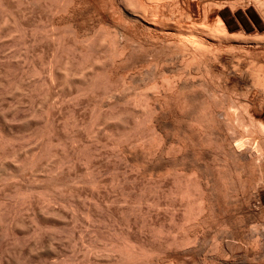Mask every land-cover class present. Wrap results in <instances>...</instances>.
Wrapping results in <instances>:
<instances>
[{
  "label": "bare ground",
  "instance_id": "bare-ground-1",
  "mask_svg": "<svg viewBox=\"0 0 264 264\" xmlns=\"http://www.w3.org/2000/svg\"><path fill=\"white\" fill-rule=\"evenodd\" d=\"M93 0H0V19H1V22H0V47H2V49L4 48V50L2 51V53L0 54V75H6V73H7V71H9V70H6V68H7V66L8 65H10L11 64V62L13 63L14 62V60L16 61V63H17V60L19 59L20 60V58L22 59L23 57H26V55L24 54V53H22V52H24V50L21 52V51H17V52H12L13 50H15V48H17V46H21V48H22V46H24L25 44H27V39H28V37L30 36L29 35V32H28V27H26V19H27V17H29V16H31V14L33 13H29L30 15H27V10H28V8H29V4L30 3H35L34 5H37V4H41V3H48L50 6H52V5H56L57 7H56V11L55 12H58V13H62L63 12V14L65 15H69V16H72V15H76V14H78V15H76V16H79V13H82V12H84V11H86V10H88V3H91ZM97 2L99 3V6L98 7H100L99 9L101 10L100 11V14H102V18L103 19H105L106 20V15H108L109 17H112L110 20H111V26L110 27H108L109 25H107V23H106V21H105V23H106V27H104L103 25H101V21L99 20V18L97 19V17H96V19L97 20H99V22H98V24L100 23V25H98V24H96V23H94V24H96L97 26H95L96 28H93L90 32H86V33H83V34H79L78 32H77V29L79 30V26H78V28L77 29H75V28H73V29H75V30H72V32H70L71 30H67L68 32H69V34L71 33V37H73V45L71 44V46H73L74 47V45H78L79 46V50H82L83 48H86L85 46H93V47H95V48H97L96 49V51L98 50V52L100 51L101 52V54L98 56L97 55V57H93V56H95V54L92 56V55H90V58H92L93 57V60H92V62H91V66H89V67H91V68H95L97 71H99L100 72V70L102 71V70H104L105 69V66L107 65V63H109V64H111L112 66H114L113 64H117V63H119V64H121L122 62H125V64H127L126 62V59H127V57L130 55V56H132L133 54L134 55H137V53H138V55L141 53V54H145V53H147V56H149L148 55V53L150 54V52H151V50L153 51V50H156L155 48H158V46H155V45H158V44H162V43H164V39L167 37H172L173 36V38H177V41L176 42H178V40L179 39H181V38H183V39H181V41L183 40V41H189V42H191L192 44H194L192 47H193V50H190L191 48V45L189 46V42H187V43H189V44H186V45H188L187 47H189L190 49H188L189 51H190V53H187V52H185V53H187V54H190V55H186V54H182V55H180V54H178V52L179 51H181V52H183L184 53V51H186L184 48H185V45H184V43L183 42H181V41H179L177 44H178V46H180V44L182 45H184V47L183 46H180V47H183V48H181L182 50H177L176 49V46H175V44H176V42H174L173 44V50L175 51V49L177 50V54L180 56H178L173 50H172V48H170L171 46H172V44L170 45L169 43L170 42H172V41H169L168 43H164L163 44V46H161L160 47V45H159V47L160 48H165L164 47V45H166V44H169L170 45V47H169V45H168V47H166V51H168V48H170V50H172L174 53H175V55L176 56H174V57H171L169 60H166V59H164V58H160V56L162 55L160 52V56H158L161 60H158V58L157 59H155V57L153 56V55H155V53H156V55L155 56H157V52H153L154 54L152 55V57H154V59L153 58H151V60H150V58L148 59V58H146V54H145V56H142L141 54V57H138V55H137V57H138V59L140 58H143V57H145L144 59H143V62H144V64H145V61H146V66L144 65V68L143 67H139L138 68V72H137V74L135 75V72H133L134 73V76H135V78L134 77H132V79H131V77H130V80H132L133 81V78L135 79L133 82L132 81H130L129 80V82L130 83H132L133 84V86H132V84H130L129 82H127L128 84H129V86L131 85V87H127V83L125 84V82H126V80H123V83H124V91L125 90H127V89H130L131 88V90H127V91H132V93H133V95L134 96H132L133 97V99H134V106H135V108L133 107V106H131V107H133L134 108V111H136V113H135V129H136V133H135V136H136V138H134V140H135V146H134V148H135V155H134V157L133 158H135V156H136V161H138L137 163H139V165H138V167H136V165H137V163L135 162V161H133V162H135L136 163V165L135 166H133V167H136L138 170V172H139V175H140V171H148V172H152V171H155V170H157L158 172L159 171H161V170H163L165 173H163L162 172V175L161 176H165L164 178H166V177H169L170 179H171V181H172V184H171V188H169V190H168V192H167V199H169V197L171 198V205L170 206H174L175 207V204H172V201H174L173 203H175V201L177 202H179V203H177V204H179L181 207H182V212H181V214H180V218L178 219V221H179V226H178V228L179 229H181V232L184 230V229H186V227L187 226H189V225H191L190 227L192 228V229H187V230H184L185 232V235H186V232L188 231V232H191V234H188L189 236H187V238L185 239V241H182L181 242V240H180V242L182 243H180V244H178L177 243V240L174 238L175 237V235L173 236V238H171L170 239V241H167L166 243L168 244L169 242V244H171V245H176V248L178 247V245H179V247L180 246H185L186 244L188 245V243L190 244V245H188V246H193L194 245V243H192L193 241H192V239L194 240H196L197 239V237H198V234L199 233H203V230L204 231H206L205 229H207L208 230V232H209V230H212V228L211 227H213V228H215V230L213 231L214 233V240H215V242H213L212 243V245L210 246V247H214V248H211V249H215V252H212L211 251V249H210V253L212 254V253H215V255H214V264H233L234 262H232V261H234L233 259H232V261H231V258H232V256H230V254L232 255V252H231V250H229L230 249V247L232 248L233 246V243H231L235 238H233V236H232V234L230 233V226H231V221H230V216H232V215H230V214H232L231 212V209L232 208H234L235 206H237V205H239V204H243V205H245V210H244V213H247V212H249V211H255L256 212V214H258V216H260L259 217V219H257V220H255L254 219V221H256V222H253L252 221V223H249V224H247L246 225V235H245V237H246V241H248V243L246 244V247L248 248V250H247V248H246V252L241 248V245L240 244H242V243H240L239 242V248L238 249H240L241 248V252H242V250H243V252L245 253V254H243V252H242V256L244 257V259L242 258V260H247V263L246 264H264V0H97ZM29 5V6H28ZM45 5V4H44ZM39 6V5H38ZM37 6V7H38ZM46 6V5H45ZM50 6H48V8L47 9H51V7ZM89 6H90V4H89ZM95 6V5H94ZM30 7H32V6H30ZM36 7V8H37ZM40 7H42L41 5H40ZM53 7V6H52ZM34 8V7H33ZM43 9V8H42ZM53 9V8H52ZM51 9V10H52ZM95 9V8H94ZM30 10H32L33 11V9L31 8ZM39 10V9H38ZM41 10V9H40ZM39 10V11H40ZM43 11H45V10H43ZM48 11V10H47ZM38 11H36V13H37ZM53 12V11H52ZM99 12V11H98ZM35 13V14H36ZM50 13H51V11H50ZM54 13V12H53ZM52 13V16L55 14H53ZM34 14V13H33ZM41 14H43V13H41ZM49 14V13H48ZM118 14L120 15V17L118 16ZM38 15V14H37ZM45 15V14H44ZM50 15V14H49ZM57 15V14H56ZM60 15V14H59ZM59 15H57L56 17H59V19H61L60 17H61V15L59 16ZM65 15V16H66ZM94 15V14H93ZM27 16V17H26ZM40 16V15H39ZM82 15L80 14V17H81ZM113 16L115 17H119V19L121 20H119L118 18H116V20H115V18H113ZM74 17V16H73ZM88 17H89V15H88ZM95 17V16H94ZM39 18V17H38ZM69 18V17H68ZM72 17H70V19H71ZM76 18V17H75ZM82 18H84V17H82ZM92 18V17H91ZM91 18H90V20H91ZM44 19V18H43ZM85 19H88V18H85ZM85 19H83V20H85ZM95 19V20H96ZM114 19V20H113ZM122 19H123V22H122ZM28 20V19H27ZM35 20H36V18H35ZM39 20H41V18H39ZM38 20V21H39ZM46 20V19H45ZM66 20V19H65ZM93 20V19H92ZM41 21H43V20H41ZM48 20H46V22H47ZM52 21V20H51ZM54 21H56V20H54ZM34 22V21H33ZM32 22V23H33ZM37 22V21H36ZM71 22V21H70ZM83 22V21H82ZM88 22V21H87ZM86 22V23H87ZM92 22H94V20L92 21ZM91 21L89 22L90 24L92 23ZM96 22V21H95ZM108 22V21H107ZM31 23V22H30ZM31 23V24H32ZM57 23V22H56ZM56 23H53V24H55L56 25ZM60 23V22H59ZM58 23V24H59ZM65 23H67L66 21H65ZM72 23V22H71ZM74 23V22H73ZM76 23V22H75ZM81 23V22H80ZM88 23V24H89ZM103 23V22H102ZM29 24V23H28ZM27 24V25H28ZM30 24V25H31ZM38 24L40 25L41 24V22L39 23L38 22ZM43 24V23H42ZM41 24V25H42ZM48 24V23H47ZM85 24V23H84ZM93 24V25H94ZM35 25V24H34ZM37 25V24H36ZM35 25V26H36ZM39 25H37V26H39ZM45 25V24H44ZM51 25V24H50ZM61 25V24H60ZM72 24H70V26H71ZM74 25V27H75V24H73ZM32 26V25H31ZM35 26H34V28H35ZM51 26H53V25H51ZM63 26H65L66 28H64L65 30H64V34H67V32H65L66 31V29H67V26L66 25H63ZM63 26H61V27H57V25H56V28L57 29H59V28H62ZM45 27V26H44ZM43 27V28H44ZM47 27V26H46ZM45 27V28H46ZM55 27V26H54ZM82 27L84 28L85 26L82 24ZM86 27H88L87 25H86ZM94 27V26H93ZM34 28H32V29H34ZM42 28V27H41ZM41 28H39V27H36L34 30H32V32H31V30H30V34H31V41L33 42V44H31L32 46L35 44V43H37V41H42L43 39H46V38H49V39H51L52 41L51 42H53L54 43V45H55V47L54 48H56L55 50H57V51H55L56 53L55 54H57L58 53V50H61L60 48H63V45H64V43L62 42V38H63V34H57V33H54L53 32V30H51L50 31V33L48 32V29H41ZM50 29H51V27H49ZM82 28V29H83ZM89 28V27H88ZM31 29V28H30ZM53 29V28H52ZM68 29H72V27H68ZM87 29V28H86ZM128 29H136V31L138 30V32L140 33H143V40L141 41V39H140V37H139V39L137 38V39H135V38H132V36H129L130 34H128L127 32H126V30H128ZM4 30H6V32H4ZM12 30H14V31H12ZM62 30V29H61ZM61 30H58V32L59 31H61ZM81 30V29H80ZM79 30V31H80ZM85 30V29H84ZM133 30V31H134ZM57 31V30H56ZM135 31V32H136ZM132 32V31H131ZM134 32V33H135ZM16 33V34H15ZM62 33V32H61ZM81 33V32H80ZM133 33V34H134ZM139 33H137V34H139ZM140 33V34H141ZM15 34V35H14ZM133 34H131V35H133ZM16 35H18V37L16 36ZM73 35V36H72ZM170 35V36H169ZM183 35V36H182ZM199 35V36H198ZM16 36V38L17 39H15L14 37ZM136 36V35H135ZM138 36V35H137ZM46 37V38H45ZM131 37V38H130ZM142 37V36H141ZM179 37H181V38H179ZM67 38V36L64 38V39H66ZM70 38V37H69ZM166 38V39H167ZM169 38V39H170ZM173 38H172V40H173ZM48 39V40H49ZM160 39H162L163 40V42L162 41H160V42H162V43H160V42H158ZM67 40H69V39H67ZM67 40H65V41H67ZM168 40V39H167ZM50 41V40H49ZM64 41V42H65ZM70 41V40H69ZM69 41H67V42H69ZM173 41H175V40H173ZM211 41H213V44H215V45H217V46H215V45H213L212 44V42ZM48 42V41H47ZM47 42H45V43H47ZM40 43V42H39ZM41 43H44V42H41ZM52 43V44H53ZM158 43V44H157ZM180 43V44H179ZM66 44V43H65ZM28 45H30V44H28ZM40 45V44H39ZM39 45H37V46H39ZM42 45V44H41ZM46 45V44H45ZM69 45V44H68ZM13 46H15V48L13 49V50H11V47L13 48ZM35 46H36V44H35ZM43 46H44V44H43ZM50 45H48V47H49ZM70 45L68 46L69 47V49H70V47H71ZM154 46H155V48H154ZM178 46H177V48H178ZM27 50L29 49L28 47H26V45L24 46ZM23 47V48H24ZM47 47V46H46ZM129 47H131V50L128 52V49H129ZM153 47V48H152ZM213 47V48H212ZM36 48V47H35ZM67 48V47H66ZM75 48V47H74ZM128 48V49H127ZM160 48H159V50H160ZM222 48H224V49H226L225 51H223V50H221ZM19 49V48H18ZM18 49H16V50H18ZM26 49H25V52H26ZM31 50H33L32 48H30ZM41 49H43L42 48V46H41ZM46 49V48H45ZM65 49V48H64ZM184 49V50H183ZM1 50V49H0ZM31 50H29V51H27V53L28 52H30ZM37 50V49H36ZM50 50V49H49ZM48 50V51H49ZM67 50V49H66ZM71 50H73V48L71 47ZM84 50V49H83ZM158 50V49H157ZM156 50V51H157ZM187 50V51H188ZM8 51V52H7ZM33 51H35V50H33ZM43 51V50H42ZM46 51V50H45ZM62 51V50H61ZM65 51V50H64ZM74 51V50H73ZM73 51H71V53H73ZM78 51V50H77ZM89 51V50H88ZM87 51V52H88ZM223 53H221V52ZM70 52V51H69ZM75 52V51H74ZM79 52V51H78ZM81 52V51H80ZM85 52H86V50H85ZM97 52V53H98ZM161 52H162V50H161ZM225 52V53H224ZM26 53V54H27ZM50 53V52H49ZM51 53H52V51H51ZM66 53V52H65ZM82 53V52H81ZM81 53H79V54H81ZM89 53V52H88ZM92 53V52H91ZM152 53V52H151ZM37 54V53H36ZM39 54V53H38ZM42 54H43V52H42ZM42 54H40V57H42V59H43V57L45 58V55L44 56H42ZM46 54H47V52H46ZM53 54V53H52ZM52 54H50V55H52ZM60 54V53H59ZM70 53H68V50H67V55H66V59H68L69 57H68V55H69ZM78 54V55H79ZM226 55V57L224 56L223 57V55ZM28 55V54H27ZM71 55V54H70ZM88 55V54H87ZM139 55V56H140ZM184 55V56H183ZM30 56H31V54H30ZM54 57H55V55H53ZM57 56H59L58 54L56 55V57ZM75 56H76V53H75ZM74 56V57H75ZM80 56V55H79ZM82 56H86V54L84 53H82ZM82 56H80V58H82ZM129 56V57H130ZM181 56H183V57H181ZM186 56H188L187 57V59L185 58ZM29 57V56H28ZM65 57V56H64ZM63 57V58H64ZM87 57V56H86ZM134 56H132V58H133ZM151 57V56H150ZM162 57H163V55H162ZM33 58V60H34V56L32 57ZM61 58H62V56H61ZM60 58V59H61ZM73 58V57H72ZM173 58H181L180 60H173ZM24 59V58H23ZM26 59V58H25ZM29 59V58H28ZM38 59V58H37ZM42 59H41V61H42ZM49 59H50V57H49ZM51 59H52V57H51ZM57 59V58H56ZM59 59V58H58ZM66 59L65 60H62V62H66ZM75 59V58H74ZM79 59V58H78ZM77 59V60H78ZM85 59H87L88 60V58H85ZM134 59V58H133ZM139 59V60H140ZM147 59V60H146ZM153 59V60H152ZM172 59V60H171ZM19 60H18V62H19ZM48 60V59H47ZM55 60V59H54ZM53 60V61H54ZM70 60H71V58H70ZM84 59H81V61H83ZM129 60V62H130V60H131V58L130 59H128ZM24 62H26V60H23ZM40 61V60H39ZM40 61V62H41ZM44 61V60H43ZM51 61V60H50ZM49 61V62H50ZM56 61V60H55ZM69 60H67V62H68ZM72 61V60H71ZM73 61H75V60H73ZM80 61V59L78 60V62ZM131 61H134V60H131ZM137 61V59L135 60V62ZM27 62H29V61H27ZM24 63L25 64V66H26V64H27V66H28V63ZM66 62V63H67ZM88 61H86V63H87ZM141 62V61H140ZM140 62H138V63H140ZM142 62V63H143ZM23 63V62H22ZM30 63H32V61L31 62H29V64ZM35 64H37L36 63V61L34 62ZM45 63H47V61H45ZM55 63H57V61L55 62ZM70 63V62H69ZM69 63H67V64H64L63 66H66L67 65V68L69 67L70 68V66H73L74 64H72V65H70V66H68V64ZM75 63H76V61H75ZM82 63V65L85 67V61H83V62H81ZM81 63H79L80 65H81ZM85 65H84V64ZM138 63H137V65H138ZM14 64H15V62H14ZM41 64H43V65H41ZM53 64V63H52ZM89 64V63H88ZM130 64V63H129ZM141 64V63H140ZM139 64V65H140ZM13 65V64H12ZM18 65H19V63H18ZM22 66H23V64H21ZM20 65V66H21ZM38 65H39V62H38ZM40 65L42 66V67H44L45 65H44V63H40ZM57 64H55V66L54 67H57L56 66ZM76 65H78V64H75V66ZM79 65V66H80ZM124 65V64H123ZM136 65V69H137V66ZM142 64H141V66H143ZM15 66V65H14ZM34 66V67H33ZM47 66V65H46ZM46 66H45V68H43V69H46ZM74 66V67H75ZM78 66V67H79ZM82 66V67H83ZM12 67V66H11ZM39 68H41L42 69V67H40V66H38ZM48 67V66H47ZM60 67V66H59ZM88 67V68H89ZM107 67H109V65L107 66ZM116 67V66H115ZM119 66H117V68H118ZM125 67H128V66H125ZM134 67V66H133ZM10 68V67H9ZM23 68H25V67H23ZM28 68V67H27ZM30 68V67H29ZM32 68H36L35 67V65L33 64V65H31V69ZM52 68V67H51ZM61 68V67H60ZM63 68H66V67H63ZM66 68V69H67ZM68 68V69H69ZM91 68H89V70L87 71V73H85V74H88V72L89 71H91L89 74H90V77H92L93 76V74L91 75V73H93L92 71H93V69H91ZM109 68H111V67H109ZM108 68V69H109ZM114 68V67H113ZM112 68V69H113ZM121 68V67H120ZM49 69V68H48ZM57 69H59V68H57ZM73 68H71V70H72ZM75 69V68H74ZM76 69H77V66H76ZM76 69H75V72H76ZM78 69H80V68H78ZM86 69H84L85 71H83V73L84 72H86ZM95 69H94V71H95ZM107 69V70H108ZM134 69V68H133ZM135 69V70H136ZM15 70H16V68H15ZM25 69H23V71H24ZM28 70V69H27ZM34 70V69H33ZM56 70V69H55ZM60 70H61V72H60ZM65 70V69H64ZM70 69L68 70V71H71ZM82 70V69H81ZM115 70H116V68H115ZM19 71V70H18ZM39 71V70H38ZM37 70L36 71H34L35 73H37L38 72ZM40 71H42V70H40ZM45 71V70H44ZM46 71H47V69H46ZM57 71V70H56ZM55 71V73H62V68L61 69H59L58 71L59 72H56ZM110 71V70H109ZM137 71V70H136ZM27 72V71H26ZM74 72V73H75ZM78 72V71H77ZM82 72V71H81ZM96 72V71H95ZM94 72V73H95ZM103 72V71H102ZM102 72H101V74H102ZM112 72V71H111ZM110 72V73H111ZM115 73H116V71H114ZM20 73V72H19ZM25 73V72H24ZM32 72H30V74H31ZM39 73V72H38ZM44 73V72H43ZM50 73V72H49ZM59 73V74H60ZM69 73V72H68ZM68 73H66V70L64 71V76H65V74H66V76H67V78H66V76H65V78H64V83H65V81L68 79ZM73 72L71 73L72 75L74 74ZM105 73H106V71H105ZM132 73V72H131ZM10 74V73H9ZM28 74H29V71H28ZM29 74V75H30ZM41 74V72L39 73V74H37V75H40ZM48 74V73H47ZM56 74V75H57ZM77 74V73H76ZM82 74V73H81ZM104 74V73H103ZM102 74V76H104ZM107 74V73H106ZM111 74H113V73H111ZM111 74L110 75H108V76H110L109 78L111 79ZM118 73H116V75H117ZM12 75V74H11ZM22 75V74H21ZM24 75V74H23ZM28 75V76H29ZM33 75H35L34 73H33ZM37 75H36V78H37ZM42 75V74H41ZM62 74H60L59 76H61ZM79 75V78L77 79V77H74V76H72L73 77V79L72 78H70V80H68V82L70 81V83L71 82H75L74 81V78L75 79H77L78 80V82H79V79L81 80L79 83H80V85L82 84V86L84 85V84H86L87 83V81H86V83H84L83 84V82H82V80H83V76H81L80 74H78ZM84 75V74H83ZM119 75V74H118ZM7 76V75H6ZM10 76V75H9ZM25 76H26V73H25ZM24 76V77H25ZM31 76V75H30ZM50 76V75H49ZM69 76H70V73H69ZM75 76H77V75H75ZM101 76V75H100ZM99 75H98V78L100 77ZM108 76H105V77H107L108 78ZM113 76V75H112ZM128 75H126V77H127ZM32 77V76H31ZM63 77V76H62ZM61 77V78H62ZM80 77H82V78H80ZM86 77V76H85ZM87 80L88 79H90V81L92 80V78H89V76L87 75ZM94 78L93 79H95L96 80V82H97V75H96V77L95 76H93ZM116 77H118V76H116ZM116 77H115V79L114 80H116ZM124 77V76H123ZM123 77H119V79H117V80H120L121 78L123 79ZM14 78V77H13ZM19 78V77H18ZM39 78V77H38ZM41 78V77H40ZM47 78H49L48 76H47ZM54 78V77H53ZM57 78V77H56ZM12 79V78H11ZM15 79H16V76H15ZM25 79H26V77H25ZM49 79H51V77L49 78ZM58 79V78H57ZM59 79H60V77H59ZM57 80L58 81V84L60 83L59 81L61 80ZM84 79H86V78H84ZM100 79V78H99ZM101 79L103 80V78L101 77ZM125 79V78H124ZM35 80V79H34ZM45 81H46V74H45V79H44ZM53 80V79H52ZM56 80V79H55ZM63 80V79H62ZM61 80V81H62ZM72 80V81H71ZM95 80H93V81H95ZM105 80V79H104ZM109 80V79H108ZM4 81H6V79L4 80ZM33 81V80H32ZM32 81L30 82L31 83V85H32V87H33V85L35 84V82L34 83H32ZM38 81V80H37ZM49 80H47V82H48ZM85 81V80H84ZM92 81V82H93ZM105 81H107V80H105ZM121 81V80H120ZM125 81V82H124ZM128 81V80H127ZM12 82H14V85H15V83H17V82H15V81H12ZM23 84H27L28 82H23V80L21 81ZM21 82H19V85L20 84H22ZM43 82V81H42ZM68 82L66 81V84H68ZM100 82H102V81H100ZM104 82V81H103ZM108 82V84H109V82L110 81H107ZM106 82V83H107ZM118 82V81H117ZM2 83H3V81H2ZM10 83H11V81H10ZM49 83V82H48ZM63 83V84H64ZM70 83L68 84V86L70 85ZM98 84H99V82H97ZM114 82H113V80H112V84H113ZM116 83V82H115ZM4 84V83H3ZM9 84V83H8ZM26 84H25V86H26ZM43 84V83H42ZM45 84H46V82H45ZM49 84H51V82L49 83ZM62 84V83H61ZM61 84L60 85H55L54 86V89H55V87L57 86V88H56V94H57V89H58V87H60L61 86ZM72 84V83H71ZM95 84V83H94ZM93 84V85H94ZM102 84V83H101ZM105 84V83H104ZM118 84V83H117ZM18 85V86H19ZM30 85V84H29ZM28 84H27V87L29 86ZM54 85V84H53ZM65 85V84H64ZM64 85H62L64 88H65V86ZM87 85V84H86ZM85 85V87H87ZM91 85V84H90ZM90 85H88V87L90 86ZM93 85H91L92 87H93ZM96 85V84H95ZM95 85H94V87H95ZM110 85H111V82H110ZM126 85V86H125ZM4 86V85H3ZM6 86V85H5ZM22 86H24V85H22ZM36 86V85H35ZM43 87L45 86V85H42ZM41 86V87H42ZM46 86H47V84H46ZM50 86V85H49ZM61 86V87H62ZM67 86V87H68ZM76 86H77V84H76ZM79 86V85H78ZM90 86V87H91ZM100 86V85H99ZM107 86V85H106ZM104 87L103 86V89L104 90H107V88L108 87ZM118 86V85H117ZM12 87V86H11ZM10 87V88H11ZM20 87V86H19ZM31 87V86H30ZM37 87V86H36ZM41 87H40V90H38L39 91V94H40V91H41ZM42 87V88H43ZM52 87V86H51ZM61 87L59 88V90L61 89ZM70 87V86H69ZM74 87H75V83H74ZM93 87V88H94ZM98 86H96V88H97ZM101 88H102V86H100ZM99 87V88H100ZM111 87L112 88H110V89H113L114 90V88L113 87H115V85L114 86H112L111 85ZM2 88H4V87H1V89L0 90H2ZM16 88H18V87H16ZM14 89V91L16 90V93L15 94H18L17 92H18V90L17 89ZM23 88L24 87H22V90H23ZM45 88V87H44ZM49 88V87H48ZM47 88V89H48ZM80 88H82L81 86L79 87V89ZM98 88V89H99ZM19 89V88H18ZM28 89V88H27ZM63 89V88H62ZM62 89L60 90V92H61V94H62ZM66 89V88H65ZM70 90H71V88H69ZM83 89V91H86V90H88V91H90V89L88 88H82ZM117 89V88H116ZM120 89V88H119ZM118 89V90H119ZM6 90V89H5ZM4 90V91H5ZM8 90V89H7ZM20 90V89H19ZM35 90V89H34ZM36 90H37V88H36ZM58 90V91H59ZM68 90V89H67ZM76 90H78V89H76ZM97 90V89H96ZM100 90V89H99ZM99 90L97 91V92H99ZM117 90V91H118ZM122 90V89H121ZM231 90V91H230ZM29 92H30V89L28 90ZM43 91V90H42ZM54 91V90H53ZM53 91L52 92H50V93H52L53 94ZM80 91V90H79ZM83 91H80L81 93L83 92ZM93 91V90H92ZM92 91L91 92H89V94L90 93H92ZM100 91H102V90H100ZM116 91V92H117ZM120 91V90H119ZM20 92H22V91H20ZM44 92V91H43ZM42 92V93H43ZM46 92V91H45ZM44 92V93H45ZM48 92V91H47ZM67 92H69V91H67ZM73 92H74V90H73ZM76 92H78V91H76ZM80 92H78L79 94L78 95H76V96H79V95H81V93ZM87 92V91H86ZM106 92H108V90L106 91ZM105 91H104V95L106 96V93ZM227 92H228V94H229V92H230V95H232V97H230V96H227ZM231 92H233L232 94H231ZM24 93V92H23ZM22 93V94H23ZM26 93V92H25ZM25 93L23 94V95H25ZM32 93V92H31ZM35 93H36V91H35ZM66 93V92H65ZM71 93V92H70ZM110 94L112 93V95H107V97L109 96V97H111V96H114V97H111V99L113 98H115V100H116V97H118V96H116V94L117 95H119L118 94V92L117 93H115V91H113V92H109ZM115 93V94H114ZM125 93V92H124ZM128 94H129V92H127ZM15 94H13V96L15 95ZM20 94V93H19ZM18 94V95H19ZM27 94H28V92H27ZM32 94H34V91H33V93ZM31 94V95H32ZM56 94H54V95H56ZM61 94H58V95H61ZM69 94V93H68ZM83 94H84V92H83ZM93 94L95 95V91L93 92ZM100 94H102L101 92H100ZM122 94V93H121ZM127 94V95H128ZM236 94V95H235ZM28 95H30V93L28 94ZM38 95V94H37ZM48 95H50L49 93H48ZM57 95V96H58ZM93 95V96H94ZM97 95V94H96ZM95 95V96H96ZM126 95V93H125V96L126 97H128ZM131 95V94H130ZM234 95L236 96V98L234 97ZM10 96H12V93L10 94ZM26 96V95H25ZM34 96V95H33ZM41 96H42V94H41ZM43 96H44V94H43ZM47 96V95H46ZM63 96V94L61 95V97ZM66 96V95H65ZM68 96V95H67ZM86 96H87V93H86ZM92 96V97H93ZM98 96V95H97ZM104 96V97H105ZM20 97V96H19ZM27 97V96H26ZM32 97V96H31ZM30 97V98H31ZM48 97V96H47ZM59 97V96H58ZM58 97H56V98H58ZM81 98H82V96H80ZM89 97V96H88ZM107 97H105L106 99H108ZM125 97V98H126ZM132 97H130L129 98V100L130 99H132ZM12 98V97H11ZM28 98V97H27ZM55 98V97H54ZM60 98V97H59ZM58 98V99H59ZM72 98H74V96H72ZM77 98V97H76ZM97 98V97H96ZM102 98V97H101ZM104 98V99H105ZM119 98V97H118ZM1 99H3V98H0V100ZM10 99V98H9ZM26 99V98H25ZM41 99V98H40ZM44 99H46V98H44ZM71 99V98H70ZM75 99V98H74ZM84 99V98H83ZM94 99V98H93ZM92 99V100H93ZM112 99V100H113ZM121 99H123L122 97H121ZM15 100V99H14ZM30 100V99H29ZM38 100V99H37ZM48 100V99H47ZM46 100V101H47ZM55 100V99H54ZM63 100V99H62ZM68 100V99H67ZM73 100V99H72ZM88 100H89V98H88ZM97 100H99V99H96V101ZM108 100H110V98L108 99ZM107 100V101H108ZM125 100H127V98L125 99ZM126 101V102H131V101ZM4 101V100H3ZM36 101V100H35ZM49 101V100H48ZM56 101V100H55ZM54 101V102H55ZM60 101H61V99H60ZM66 101V100H65ZM70 100H68V102H69ZM89 101H91V100H89ZM114 101V100H113ZM117 101H118V99H117ZM119 101H121V100H119ZM6 102V101H5ZM9 102V101H8ZM13 102V101H12ZM15 102V101H14ZM17 102V101H16ZM41 102V101H40ZM62 102V101H61ZM88 102V101H87ZM93 102V101H92ZM95 102V101H94ZM93 102V103H94ZM100 102V101H99ZM104 102V101H103ZM103 102H101V104H103ZM123 102V101H122ZM126 102H125V105H126ZM23 103V102H22ZM45 103V100H44V102H43V104ZM53 102L51 101L50 102V104H52ZM56 103V102H55ZM58 103V102H57ZM71 103V102H70ZM107 103H109V102H107ZM106 103V101H105V104H107ZM111 103V102H110ZM109 103V104H110ZM128 103V104H129ZM133 103V102H132ZM59 104H61V103H59ZM62 104H64V103H62ZM74 104V103H73ZM81 104V103H80ZM91 104V103H90ZM101 104H99L98 105V109H100L101 110V108L102 107H104L105 106V104H104V106H102ZM115 104V103H114ZM117 104V103H116ZM16 105V104H15ZM22 105V104H21ZM39 105V104H38ZM37 105V106H38ZM55 105H57V104H55ZM65 105V104H64ZM87 105H88V103H87ZM93 105V104H92ZM197 105V106H196ZM5 106V105H4ZM12 106V105H11ZM30 106V105H29ZM42 106L43 105H41L40 107L42 108ZM52 106H54L53 104H52ZM62 106V105H61ZM82 106V105H81ZM86 106V105H85ZM93 106H95V105H93ZM100 106H101V108H100ZM115 106V108H116V105H114ZM127 106H129V105H127ZM17 107V106H16ZM19 107V106H18ZM23 107V106H22ZM40 107H38V108H40ZM48 107V106H47ZM72 107V106H71ZM92 107V106H91ZM96 107V106H95ZM107 107V106H106ZM26 108V107H25ZM31 108V107H30ZM34 108V107H33ZM50 108V107H49ZM53 108V107H52ZM60 108V107H59ZM62 108V107H61ZM73 108V107H72ZM111 108V107H110ZM109 108V109H110ZM112 108H113V106H112ZM112 108L109 110V112L112 110ZM114 108V109H115ZM130 108V107H129ZM54 109H55V107H54ZM57 109H58V107H57ZM77 108H75V110H76ZM107 109V108H106ZM113 109V110H114ZM7 110V109H6ZM15 110V109H14ZM33 110V109H32ZM43 109H41V111H42ZM50 110V109H49ZM59 110V109H58ZM95 110H97V109H95ZM100 110H99V112H97V114L99 115V113L100 114H102L103 113V111L104 110H102V112H100ZM107 110V111H108ZM115 110H117V109H115ZM4 111V110H3ZM2 111V112H3ZM9 111V110H8ZM8 111H6V112H8ZM11 111H13V108H12V110ZM16 111H17V109H16ZM47 112H48V109L46 110ZM50 111H52V109L50 110ZM56 111V110H55ZM59 111H61V109L59 110ZM58 111V112H59ZM67 111V110H66ZM89 111V110H88ZM106 111V112H107ZM131 111V110H130ZM1 112V111H0ZM5 112V113H6ZM24 112V111H23ZM34 112V117H35V112L36 111H33ZM53 112V111H52ZM63 112V111H62ZM62 112H60V113H62ZM68 112V111H67ZM73 112V111H72ZM83 112V111H82ZM5 113L3 114L2 113V116L0 115V119H2L3 118V115L5 116ZM9 113V112H8ZM37 113V112H36ZM87 113V112H86ZM89 113V112H88ZM95 113V112H94ZM131 113V112H130ZM170 113H173L174 114V116L177 118V119H180V121L182 122V121H184V119L187 121V124L186 123H184V124H186V129L187 130H189V132L188 133H190V136H189V134H188V138L186 137V133L184 134L183 132V136L181 135L182 133H179V135H181V137L178 135V133L176 134L177 135V138L175 139H173L172 137H174V134H173V136L169 133H167L166 132V130H165V128L163 127V125H162V121H163V119L164 118H167V115H169ZM26 114V113H25ZM30 114V117L32 116V114L31 113H29ZM38 114H40L39 112H38ZM43 114V113H42ZM72 114H74V113H72ZM95 115V118H96V116H98V115ZM104 114V113H103ZM109 114V113H108ZM108 114L107 115H105V116H108ZM111 114H113V113H111ZM110 114V115H111ZM117 114H118V110H117ZM54 115V114H53ZM53 115H51V116H53ZM70 115V114H69ZM92 115V114H91ZM103 115V116H104ZM110 115H109V117H105V120H102V118L101 117H103V116H101L100 115V120H101V122L102 121H104V122H108V119H111V118H113V117H111L110 118ZM119 115V114H118ZM118 115L116 116V117H118ZM133 115V114H132ZM38 116V115H37ZM37 116H36V119H38L39 120V118H37ZM40 116V115H39ZM71 116V115H70ZM93 117H94V114L92 115ZM6 117V116H5ZM18 117V116H17ZM24 117V116H23ZM27 117V116H26ZM29 117V118H30ZM44 117L46 118L47 117V115L45 116V114H44ZM56 117V116H55ZM61 117V116H60ZM86 117V116H85ZM122 116H120V118H121ZM168 117H171V116H168ZM9 118V117H8ZM13 118V117H12ZM32 118H33V116H32ZM52 118V117H51ZM57 118H58V116H57ZM63 118V117H62ZM77 118V117H76ZM94 118V119H95ZM120 118H117L118 120L120 119ZM174 118V117H173ZM175 118V119H176ZM5 118H3L2 120H0L1 122L3 121V122H5V120H4ZM24 119V118H23ZM35 119V118H34ZM34 119H32V121L34 120ZM67 119V118H66ZM74 119V118H73ZM72 119V120H73ZM97 119H99V118H97ZM117 119L116 118H113L112 120L114 121V124H113V121L112 122H110L111 120H109V124L111 123V128L110 127H108V129H111L112 130V128H114L113 130H115V132H116V130H118V129H115V127H116V125H117V123H118V121H117ZM131 119H132V117H131ZM170 119V118H169ZM175 119H172L173 121H174V123H175ZM177 119H176V121H177ZM9 121H10V119H8ZM14 120V119H13ZM18 120H20V119H18ZM53 120H55V118L53 119ZM69 120V119H68ZM68 120H66V122L68 121ZM79 120V119H78ZM89 120V119H88ZM96 120V119H95ZM99 120V121H100ZM107 120V121H106ZM120 120H122V119H120ZM7 121V120H6ZM11 121H12V119H11ZM15 121H17V120H15ZM15 121H14V124H15ZM25 121H27L26 123H28V118H27V120H25ZM29 121H30V119H29ZM32 121H30L29 123H32ZM39 121H44L43 119L42 120H39ZM38 121V122H39ZM57 121V120H56ZM62 121V120H61ZM94 121V120H93ZM98 121V123L100 124V122ZM132 121H134V120H132ZM185 121V122H186ZM0 122V123H1ZM8 122V121H7ZM6 122V124H8ZM36 122V124L38 123L37 121H35ZM41 122H40V124H41ZM45 122V121H44ZM44 122H42V123H44ZM59 122H60V120H59ZM63 122V121H62ZM74 122H77V121H74ZM86 122V121H85ZM94 122H96L95 124H97V121H94ZM104 122L102 123L103 124V126H105L104 125ZM115 122H117V123H115ZM120 122V121H119ZM165 122H166V120H165ZM171 122V121H170ZM179 122V121H178ZM13 123V122H12ZM19 123H20V121H19ZM18 123V125H20ZM25 122H24V124H26ZM54 123V122H53ZM53 123H51V124H53ZM88 123V122H87ZM90 123H91V120H90ZM182 123V124H183ZM3 124L4 123H2V127H3ZM9 124H11V123H9ZM9 124H8V127H13L14 125H12V126H9ZM17 124V123H16ZM15 124V125H16ZM22 124H23V122H22ZM23 124V125H24ZM35 124V125H36ZM50 124V125H51ZM59 124H61V123H59ZM68 125H69V123H67ZM76 124V123H75ZM94 124V123H93ZM99 124H98V126H99ZM102 124H100V126H102ZM109 124H107L106 126H108ZM113 124V125H112ZM116 124V125H115ZM134 124V123H133ZM180 124V123H179ZM183 124V125H184ZM18 125H16V127L18 126ZM23 125H22V127H23ZM29 125V124H28ZM30 125H33V124H30ZM29 125V126H30ZM56 125V124H55ZM72 125H73V123H72ZM72 125H70L71 127H72ZM115 125V126H114ZM171 125V124H170ZM176 125V124H175ZM25 126V125H24ZM27 126V125H26ZM40 126V125H39ZM39 126H37V128H39ZM41 126H43L42 124H41ZM40 126V127H41ZM61 126V125H60ZM77 126V125H76ZM75 125L73 126L74 128L76 127ZM79 126V125H78ZM78 126H77V129H78ZM93 126V125H92ZM99 126V129L101 130L102 129V132H103V129H105V128H101ZM105 126V127H106ZM110 126V125H109ZM114 126V127H113ZM165 126V125H164ZM172 126L173 125H171V128H172ZM178 126H180V125H178ZM2 127H1V132H2ZM16 127H14V128H16ZM31 127H33V126H31ZM44 127V126H43ZM51 127V126H50ZM72 127V128H73ZM94 127V126H93ZM129 127V126H128ZM127 127V128H128ZM134 127H133V129H134ZM5 128H6V126H5ZM4 128V129H5ZM14 128H12L13 130H14ZM18 128V127H17ZM16 128V129H17ZM47 128H48V126H47ZM56 129H58L57 127H55ZM68 129L67 127H66V125H65V127H64V129ZM70 128V127H69ZM80 128V127H79ZM84 128H85V125H84ZM83 128V129H84ZM107 128V127H106ZM117 128H118V125H117ZM184 128H185V126H184ZM9 128H7V129H5V130H8ZM11 128H10V130L11 131H13ZM19 129H21V127L19 126ZM26 129V128H25ZM27 129H28V126H27ZM31 129V128H30ZM35 129H36V127H35ZM41 129V128H40ZM53 129V128H52ZM61 129H62V127H61ZM76 129V128H75ZM75 129H73V130H75ZM86 129H87V127H86ZM90 129V128H89ZM95 129V128H94ZM96 129H98V127L96 128ZM98 129V130H99ZM129 129V128H128ZM131 129V128H130ZM173 130L175 129V126H173V128H172ZM172 129L170 130V131H168V132H171L172 133ZM177 129V128H176ZM10 130H8L9 131V134L11 133V131ZM23 130H24V128H23ZM34 130V129H33ZM50 130V129H49ZM48 130V131H49ZM80 130H82V129H80ZM92 130V129H91ZM91 130H89V131H91ZM98 131L99 133L98 134H100L101 133V131ZM177 130H179V128L177 129ZM185 130V129H184ZM17 131H18V129H17ZM30 131V130H29ZM31 131H32V129H31ZM53 131V130H52ZM55 131V130H54ZM53 131V132H54ZM62 131V130H61ZM78 131H79V129H78ZM105 131V130H104ZM176 131V130H175ZM15 132V131H14ZM19 132H20V130L18 131V133H17V135H19ZM24 132V131H23ZM22 132V133H23ZM27 132V131H26ZM38 131H34V133L36 134ZM43 132V131H42ZM47 132V131H46ZM58 132H59V130H58ZM74 132V131H73ZM81 132V131H80ZM93 132H97V130H95V131H93ZM110 132V131H109ZM109 132H107V133H109ZM112 132V131H111ZM110 132V133H111ZM115 132L113 133V136H114V134H115ZM126 132V131H125ZM130 132V131H129ZM133 132H134V130H133ZM177 132V131H176ZM4 133H6V132H4ZM3 133V134H4ZM13 133V132H12ZM21 133V132H20ZM29 133V132H28ZM28 133H25V134H28ZM49 133H50V131H49ZM65 133V132H64ZM64 133H63V135H64ZM85 133V132H84ZM105 133V132H104ZM117 133L119 134V130L117 131ZM116 133V134H117ZM3 134H2V136H3ZM8 133H6V135H7ZM14 134V133H13ZM10 135V136H13L14 137V135H16V134H14V135ZM24 134V135H25ZM33 134V133H32ZM39 134H40V132H39ZM39 134H37V135H39ZM44 134V133H43ZM57 134H61V133H57ZM89 134H91V133H89ZM103 134V133H102ZM115 134V135H116ZM117 134V135H118ZM128 134V133H127ZM1 135V134H0ZM42 135V134H41ZM50 135H51V133H50ZM50 135H49V139L48 140H50ZM69 135V134H68ZM116 135V137H119V135L117 136ZM121 135H122V133H121ZM120 135V136H121ZM169 135H171L172 137H170ZM175 135V136H176ZM9 136V135H8ZM20 136V135H19ZM51 136H53V135H51ZM74 136V135H73ZM88 136H90V135H88ZM92 136H93V134H92ZM91 136V137H92ZM101 136V135H100ZM111 136V135H110ZM109 136V137H110ZM126 136V135H125ZM129 136V135H128ZM127 136V137H128ZM133 136H134V134H133ZM38 137V136H37ZM43 137V136H42ZM41 137V138H42ZM67 137V136H66ZM90 137V138H91ZM95 137V136H94ZM108 137V136H107ZM4 138V137H3ZM12 137H10V139H11ZM21 138V137H20ZM46 138V137H45ZM47 138H48V136H47ZM54 138H55V135H54ZM59 138V137H58ZM61 138V137H60ZM69 138V137H68ZM90 138H88V139H90ZM96 138V137H95ZM22 139V138H21ZM34 139H36V138H34ZM44 139V138H43ZM73 139V138H72ZM85 139H86V137H85ZM98 139V138H97ZM111 139H113V138H111ZM120 139V138H119ZM123 139V138H122ZM125 139V138H124ZM128 139V138H127ZM157 139H159V140H161L160 142L159 141H157ZM68 140V139H67ZM93 139L91 138V141H92ZM114 141H115V138L113 139ZM3 141V140H2ZM5 141V140H4ZM7 141V140H6ZM22 141V140H21ZM31 141H32V139H31ZM51 141V140H50ZM50 141H48L49 143H50ZM56 141H57V139H56ZM63 141V140H62ZM65 141H66V139H65ZM83 141V140H82ZM95 141H97V140H95ZM109 141V140H108ZM14 142V141H13ZM41 142H43L42 140H41ZM41 142H39V143H41ZM86 142V141H85ZM90 142V141H89ZM94 142V141H93ZM98 142H100V141H98ZM120 142V141H119ZM118 141L116 142V143H119ZM157 142H159L160 143V145H159V143H157ZM10 144L9 145H11V140H10V142H9ZM52 143V142H51ZM50 143V144H51ZM53 143L54 144H56L54 141H53ZM59 143V142H58ZM70 143H72V142H70ZM92 143V142H91ZM116 143H114V144H116ZM0 144H1V142H0ZM3 144H4V142H3ZM7 144V143H6ZM26 144H27V142H26ZM38 144V143H37ZM41 144H43V143H41ZM40 144V145H41ZM46 144H47V142H46ZM84 144V143H83ZM87 144V146H88V143H86ZM93 144V143H92ZM113 144V145H114ZM156 144H158V145H156ZM190 144L193 146V148L197 151V154L198 155H200V156H203V158L204 157H210L211 158V160H212V167H213V172H211V176L212 177H207L206 175H203V173H199V172H197V173H193L190 169H189V171L190 172H192L191 174L189 173V174H185L184 173V171L183 170H185V168L184 169H182V165H181V163H182V161H183V159L185 158L184 157V155H186L187 153H186V151L188 150V147L190 146ZM14 145H16L15 143H14ZM24 145V144H23ZM39 145V144H38ZM52 145V144H51ZM69 145V144H68ZM85 145V144H84ZM97 145H99V144H97ZM102 145H104V144H102ZM128 145V144H127ZM0 146H3V145H0ZM53 146V145H52ZM51 146V147H52ZM55 146H58V145H55ZM60 146H61V143H60ZM63 146H65V145H63ZM75 146V145H74ZM83 146V145H82ZM116 146V145H115ZM114 146V147H115ZM5 147H6V145H5ZM45 147V146H44ZM47 147V146H46ZM66 147V146H65ZM76 147V146H75ZM85 147H86V145H85ZM96 147V146H95ZM2 148H4V147H2ZM7 148V147H6ZM17 148V147H16ZM35 148V147H34ZM50 148V147H49ZM52 148H54V147H52ZM72 148V147H71ZM77 148V147H76ZM79 148V147H78ZM88 148V147H87ZM91 148V147H90ZM89 148V149H90ZM108 148V147H107ZM1 149V148H0ZM11 149V148H10ZM23 149V148H22ZM33 149V148H32ZM31 149V150H32ZM41 149V148H40ZM46 150H47V148H45ZM63 149V148H62ZM82 149V148H81ZM83 149H85V148H83ZM99 149V148H98ZM128 149V148H127ZM190 149H191V146H190ZM12 150V149H11ZM15 150V149H14ZM24 150V149H23ZM45 150V151H46ZM49 150V149H48ZM55 150V149H54ZM65 149H63V151H64ZM69 150V149H68ZM68 150H66V151H68ZM73 150V149H72ZM106 150V149H105ZM104 150V151H105ZM130 150H132L131 148H130ZM192 150V149H191ZM190 150V151H191ZM18 151V150H17ZM26 151V150H25ZM36 151V150H35ZM50 152L52 151V149L51 150H49ZM77 151H79V150H77ZM85 151V150H84ZM83 151V152H84ZM89 151H91V150H89ZM193 152H194V150H192ZM34 152V151H33ZM47 152V151H46ZM58 152H59V150H58ZM61 152H62V150H61ZM61 152H60V154H61ZM68 152H70V150L68 151ZM68 152H66V153H68ZM81 152V151H80ZM133 152V151H132ZM11 153V152H10ZM27 153V152H26ZM63 153V152H62ZM77 153V152H76ZM85 153H87V152H85ZM96 153H99V152H96ZM118 153V152H117ZM134 153V152H133ZM186 153V154H185ZM188 153H190L189 151H188ZM34 154V153H33ZM42 154H44V151H43V153ZM50 154V153H49ZM54 154H56V153H54ZM59 154V153H58ZM64 154H65V152H64ZM71 154V153H70ZM69 154V155H70ZM81 154V153H80ZM79 154V155H80ZM94 154V153H93ZM193 154V153H192ZM12 155V154H11ZM16 155H17V152H16ZM19 155V154H18ZM26 155V154H25ZM36 155V154H35ZM40 155H41V153H40ZM45 155V154H44ZM52 155V154H51ZM50 155V156H51ZM83 155V154H82ZM97 155H99V154H97ZM116 155V154H115ZM189 155V154H188ZM21 156V155H20ZM53 156V155H52ZM57 156H59V155H57ZM65 156V155H64ZM67 156V155H66ZM65 156V157H66ZM75 156V155H74ZM87 156H89V154L87 153V155H86V157ZM93 156V155H92ZM100 156V155H99ZM191 156V155H190ZM193 156H194V154H193ZM14 158H15V155L13 156ZM18 157V160H19V156H16V158ZM27 157H28V155H27ZM33 157V156H32ZM55 157H56V155H55ZM62 157V156H61ZM68 157V156H67ZM72 157V156H71ZM76 157V156H75ZM77 157H78V155H77ZM195 157V156H194ZM5 158V157H4ZM14 158H12V156L10 157V159H4V160H2L4 163H3V165H1V169L3 168L4 170H8V169H10V171H11V169H16L17 167H18V169L20 168V171H21V173H22V170H21V168H22V166L21 167H19L20 165H18V163H17V159H14ZM39 158V157H38ZM52 158V157H51ZM60 157H58V159H59ZM70 158V157H69ZM79 158V157H78ZM77 158V159H78ZM89 158V157H88ZM97 158V157H96ZM193 158V157H192ZM203 158H201V159H203ZM24 159V158H23ZM28 159V158H27ZM34 159V158H33ZM55 159V158H54ZM54 159H52L51 161H53ZM68 159V158H67ZM66 159V160H67ZM75 159V158H74ZM81 159V158H80ZM85 159V158H84ZM95 159V158H94ZM103 159V158H102ZM186 159V158H185ZM189 159H190V157H189ZM188 159V160H189ZM196 160H197V158H195ZM17 160V161H16ZM25 160H26V158H25ZM24 160V161H25ZM29 160V159H28ZM49 160V159H48ZM72 160H73V157H72ZM76 160V159H75ZM86 160V159H85ZM90 160V159H89ZM116 160V159H115ZM24 161H22V162H24ZM50 161V162H51ZM80 161V160H79ZM79 161H77V162H79ZM83 161V160H82ZM91 161H93L92 159H91ZM186 161V160H185ZM29 162V161H28ZM31 162V161H30ZM50 162L46 165V166H50ZM61 162H62V160H61ZM66 162V161H65ZM76 162V163H77ZM192 162H194V164H195V161H192ZM191 162V163H192ZM206 162V161H205ZM208 162V161H207ZM20 163H21V160H20ZM44 163V162H43ZM69 163V162H68ZM67 163V164H68ZM75 163V162H74ZM187 163V162H186ZM203 162L201 161V164H202ZM211 163V162H210ZM60 164V163H59ZM61 164H63V162L61 163ZM60 164V165H61ZM67 164H66V166H67ZM73 164V163H72ZM145 164V165H144ZM188 164H189V162H188ZM197 164H199V161H198V163ZM205 164V163H204ZM22 165V164H21ZM26 165V167H29V166H27V164H25ZM31 165H33V162L31 163ZM52 165V164H51ZM75 165V164H74ZM86 165V164H85ZM84 165V166H85ZM90 165V164H89ZM114 165H115V162H114ZM118 165V164H117ZM184 165H185V163H184ZM191 165V164H190ZM189 165V166H190ZM193 165V164H192ZM191 165V166H192ZM211 165V164H210ZM34 166V165H33ZM63 166V165H62ZM62 166H60V167H62ZM99 166V165H98ZM106 166V165H105ZM188 166V167H189ZM201 167H202V165H200ZM41 167V166H40ZM45 167V166H44ZM43 167V168H44ZM54 167H56L55 165H54ZM89 167V166H88ZM184 167V166H183ZM187 167V168H188ZM197 167H199V166H197ZM39 168V167H38ZM42 168V169H43ZM48 168V167H47ZM47 168H45V171L44 172H46L48 169H50L51 168V170L53 171V170H55V169H52V167L50 166L48 169ZM59 168V167H58ZM85 168V167H84ZM96 168V167H95ZM115 168V167H114ZM189 168H191V167H189ZM194 168L195 167H193V170H194ZM203 168V167H202ZM202 168H201V170H202ZM17 169V171H19ZM23 169V168H22ZM28 169V168H27ZM42 169H41V171H42ZM57 169V168H56ZM139 169H142V170H140L139 171ZM192 169V168H191ZM197 169V168H196ZM206 169V168H205ZM13 170V171H14ZM34 170V169H33ZM44 170V169H43ZM51 170H49V172L51 171ZM58 170V169H57ZM61 170H62V168H61ZM64 170V169H63ZM62 170V171H63ZM67 170V169H66ZM72 170V169H71ZM91 170H93L92 172H94V169H91ZM108 170V169H107ZM187 170V169H186ZM198 170H199V168H198ZM13 171H11V172H13ZM25 171H26V169H25ZM39 171V170H38ZM40 171V176H42L43 178H44V175H45V173L42 171L41 172ZM62 171H61V173H62ZM76 171V170H75ZM87 171V170H86ZM111 171V170H110ZM144 171V172H145ZM188 171V170H187ZM196 171V170H195ZM194 171V172H195ZM200 171V170H199ZM14 172H16V171H14ZM9 173L10 174V177H11V174H14L15 175V173ZM27 172V171H26ZM55 172H57V171H55ZM67 172V171H66ZM65 172V173H66ZM80 172H81V170H80ZM85 172V171H84ZM98 172V171H97ZM96 172V173H97ZM112 172V171H111ZM138 172H136V173H138ZM156 172V171H155ZM203 172V171H202ZM205 173L206 172H208V171H204ZM41 173H42V175H41ZM44 173V174H43ZM52 173V172H51ZM54 173V172H53ZM61 173H59L60 175H61ZM69 173V172H68ZM73 173V172H72ZM88 173V172H87ZM91 173V172H90ZM98 173H100V172H98ZM142 173V172H141ZM204 173V174H205ZM1 174H3V173H1ZM5 174H6V172H5ZM8 173L6 174V176L7 175H9ZM16 174H18L17 172H16ZM23 174H24V170H23ZM39 174V173H38ZM50 174V173H49ZM49 174H47L46 173V175L48 176ZM57 174H58V172H57ZM58 174V175H59ZM80 174V173H79ZM92 174V173H91ZM95 174V173H94ZM117 174V173H116ZM146 174V173H145ZM144 173H143V175H145ZM209 174H210V172H209ZM209 174H208V176H209ZM4 175V174H3ZM13 175V176H14ZM52 175H54V174H52ZM68 175V174H67ZM74 175V174H73ZM149 175V174H148ZM147 175V176H148ZM151 175V174H150ZM159 175V177H161ZM5 176V177H6ZM18 176V175H17ZM21 176V175H20ZM35 176V175H34ZM37 176H39V175H37ZM55 176H56V174H55ZM55 176H54V179L53 180H55ZM69 176V175H68ZM78 176V175H77ZM82 176V175H81ZM89 176V175H88ZM96 176L97 175H95V178H96ZM101 176H102V174H101ZM118 176V175H117ZM157 176V175H156ZM4 176H2V178H3ZM5 177H4V179H5ZM24 177V176H23ZM46 177V176H45ZM50 177V176H49ZM59 177V176H58ZM86 177V176H85ZM91 177V176H90ZM93 177V176H92ZM140 177V176H139ZM155 177V176H154ZM154 177H153V175H152V177L150 176V178H152V179H154ZM1 178V181H3V179ZM7 178V177H6ZM12 178V177H11ZM19 178V177H18ZM33 178V177H32ZM47 178V177H46ZM61 178V177H60ZM63 178V177H62ZM65 178H66V176H65ZM70 178V177H69ZM84 179V176L83 177H80V179ZM94 178V177H93ZM102 178V177H101ZM104 178V177H103ZM145 178V177H144ZM144 178H142L143 180H144ZM149 178V177H148ZM149 178V179H150ZM156 178H158V177H156ZM155 178V179H156ZM10 179V178H9ZM36 179V178H35ZM59 179V178H58ZM68 179V178H67ZM81 179V180H82ZM89 179V178H88ZM87 179V180H88ZM136 179V178H135ZM140 179V178H139ZM146 179V178H145ZM160 179V178H159ZM168 179V178H167ZM6 180V179H5ZM4 180V182H7V180L5 181ZM15 179H12L11 181H9V182H13ZM41 180H42V178H41ZM45 180V179H44ZM48 180H49V182H51L52 183V179H47V182H45L46 184H48ZM71 181H73L72 179H70ZM96 180H97V178H96ZM95 180V181H96ZM99 180H100V178H99ZM147 180V179H146ZM25 181V180H24ZM23 181V182H24ZM30 180H28V182H29ZM32 181H34V180H32ZM31 181V182H32ZM56 181H58V180H56ZM56 181H54V182H56ZM60 181V180H59ZM66 181V180H65ZM70 181V182H71ZM84 181V180H83ZM86 181V180H85ZM100 181H102V180H100ZM137 181V180H136ZM136 181H134V182H136ZM142 181V180H141ZM150 181H152V180H150ZM154 181V180H153ZM158 181V180H157ZM166 181V180H165ZM8 182V183H9ZM21 182V181H20ZM37 182V181H36ZM39 182V181H38ZM37 182V183H38ZM41 182V181H40ZM82 182V181H81ZM94 182V180L92 179V181H91V184ZM99 182V181H98ZM112 182V181H111ZM144 182V181H143ZM155 182H156V180H155ZM154 182V183H155ZM161 182V181H160ZM163 182V181H162ZM18 183V182H17ZM16 183V184H17ZM30 183V182H29ZM51 183H49V184H51ZM59 182H56V184H58ZM61 183V182H60ZM59 183V184H60ZM65 183V182H64ZM73 183H78V182H73ZM90 183V182H89ZM88 183V184H89ZM149 183H151V182H149ZM165 183V182H164ZM30 184H32V183H30ZM41 185L40 186H42L43 188H44V184H42V183H40ZM55 184V183H54ZM54 184H51L52 186H55ZM62 184V183H61ZM97 184V183H96ZM103 184V183H102ZM110 184V183H109ZM115 184V183H114ZM118 184V183H117ZM134 184V183H133ZM143 184V183H142ZM147 184V183H146ZM156 184V183H155ZM160 184V183H159ZM162 184V183H161ZM14 185V184H13ZM19 185V184H18ZM18 185H16V187L18 186ZM24 184H22V186H23ZM27 185V184H26ZM34 185L36 186L37 184H32V186H33V189H34ZM38 185H39V183H38ZM79 185V184H78ZM77 185V186H78ZM95 185V184H94ZM93 185V186H94ZM100 185V184H99ZM112 185V184H111ZM136 185V184H135ZM134 185V186H135ZM141 185V184H140ZM149 185V184H148ZM169 185V184H168ZM6 186V185H5ZM8 186H10V184L8 185ZM8 186H6V187H8ZM21 186V187H22ZM28 186H29V184H28ZM32 186L30 187V188H32ZM40 186H36L38 189L39 188H41ZM46 186V185H45ZM50 186V185H49ZM65 186H67V183H66V185ZM70 186V185H69ZM72 186H73V184H72ZM83 186H84V184H83ZM92 186V185H91ZM92 186V187H93ZM96 186V185H95ZM94 186V187H95ZM98 186V185H97ZM155 186V185H154ZM157 186V185H156ZM158 186H160V185H158ZM4 187V186H3ZM29 187H27V189H25V190H27L28 191V188ZM59 187H61V185L59 186ZM103 187H104V185H103ZM113 187H114V185H113ZM116 187V186H115ZM114 187V188H115ZM133 187V186H132ZM141 187V186H140ZM145 187H147V186H145L144 185V188ZM5 188V187H4ZM19 188H20V186H19ZM24 188V187H23ZM26 188V187H25ZM29 188V190L30 191H32L31 189ZM42 188V189H43ZM46 188H48V185L46 186ZM52 188V187H51ZM56 188H57V186H56ZM56 188L55 189H53V191L55 190V191H57L56 190ZM62 188V187H61ZM60 188V189H61ZM71 188V187H70ZM82 188V187H81ZM98 188V187H97ZM150 188V187H149ZM1 189H3V188H1ZM16 188H13L12 190H15ZM49 189V188H48ZM64 189V188H63ZM67 189V188H66ZM76 189V188H75ZM87 189V188H86ZM85 189V190H86ZM92 189V188H91ZM105 189V188H104ZM134 189H136V188H134ZM138 189V188H137ZM145 189H147V188H145ZM151 189V188H150ZM149 189V190H150ZM161 188H159V190H160ZM24 190V189H23ZM25 190H24V192H25ZM36 190V189H35ZM45 190V189H44ZM50 190V189H49ZM71 190V189H70ZM96 190H98V189H96ZM141 190V188L139 189V191ZM157 190V189H156ZM155 190V191H156ZM159 190H157V191H159ZM11 191V190H10ZM10 191H8V192H10ZM17 191H19V190H17ZM21 191V193L23 192L22 191V189L20 190ZM26 191V192H27ZM41 191H43V190H41ZM46 191V190H45ZM66 191V190H65ZM68 191V190H67ZM75 191V190H74ZM77 191V190H76ZM79 191V190H78ZM92 191V190H91ZM99 191V190H98ZM103 191H105V190H103ZM134 191H136V190H134ZM156 191V192H157ZM2 192V191H1ZM29 192V191H28ZM35 191H33V192H30V193H32V194H35L34 193ZM52 192V191H51ZM51 192H50V194H51ZM59 192V191H58ZM83 192V191H82ZM87 192V191H86ZM94 192V191H93ZM138 192V191H137ZM137 192H135V193H137ZM160 192V191H159ZM16 193H18V192H16ZM15 193V194H16ZM38 193V192H37ZM36 193V194H37ZM43 194H45V192H42ZM47 193V192H46ZM54 193V192H53ZM73 192H70V194L71 195H73L72 194ZM84 193V192H83ZM98 193V192H97ZM134 193V194H135ZM140 193H146V192H143V191H140L139 192V194ZM163 193V192H162ZM165 193V192H164ZM5 194V193H4ZM14 193H13V195H15ZM35 194V195H36ZM41 194V193H40ZM63 194V193H62ZM69 194V193H68ZM67 194V195H68ZM69 194V195H70ZM94 194V193H93ZM106 194V193H105ZM138 194V195H139ZM148 194V193H147ZM152 192H151V196H152ZM154 194H156V193H154ZM7 195V194H6ZM18 195V194H17ZM16 195V196H17ZM28 195V194H27ZM47 195H48V193H47ZM53 195V194H52ZM51 195V196H52ZM81 195V194H80ZM87 195H89V194H87ZM86 195V196H87ZM132 195V194H131ZM137 195V196H138ZM146 195V194H145ZM25 196V195H24ZM43 195L41 194V197H42ZM45 196V195H44ZM44 196H43V198H44ZM49 196V195H48ZM47 196V197H48ZM59 196V195H58ZM79 196V195H78ZM98 196V195H97ZM99 196H101L100 194H99ZM149 196V195H148ZM151 196H150V199H151ZM154 196V195H153ZM156 196V195H155ZM160 195H158V197H159ZM1 197H2V195H1ZM3 197H4V195H3ZM26 197V196H25ZM30 197V196H29ZM28 197V198H29ZM38 197H40V195H39V193H38ZM40 197V198H41ZM53 197V196H52ZM73 197H74V195H73ZM88 197V196H87ZM135 197V196H134ZM142 197V196H141ZM143 197H144V195H143ZM158 197H155L156 199L158 198ZM163 197V196H162ZM9 198V197H8ZM12 198V197H11ZM27 198V197H26ZM32 198H34V196H32ZM49 198H50V196H49ZM56 198V197H55ZM61 198H62V196H61ZM76 198V197H75ZM136 198V197H135ZM145 198V197H144ZM160 198V197H159ZM164 198V197H163ZM23 199V198H22ZM21 199V200H22ZM30 199V198H29ZM57 199H59V198H57ZM63 199H66V198H63ZM69 199V198H68ZM73 199V198H72ZM77 199H80L79 197H77ZM87 199V198H86ZM103 199V198H102ZM138 199V198H137ZM167 199H166V203H167ZM34 200V199H33ZM42 200V199H41ZM45 200H46V198H45ZM80 200H82V199H80ZM85 200V199H84ZM87 200H89V199H87ZM93 200V199H92ZM98 200V199H97ZM96 200V201H97ZM133 200H135V199H133ZM142 200H146V199H141L140 201H142ZM153 200V199H152ZM158 200V202H159V199H157ZM157 200H155L156 201V203L155 204H157ZM164 199H162V201H163ZM170 200V199H169ZM254 200H256V202L255 203H257V206H253V204H251L252 203V201H254ZM1 201V200H0ZM3 201V200H2ZM2 201L0 202V203H2ZM11 201V200H10ZM13 201H14V199H13ZM12 201V202H13ZM31 201V200H30ZM44 201V200H43ZM47 201V200H46ZM62 201V200H61ZM79 201V200H78ZM86 201V200H85ZM99 201V200H98ZM139 201V200H138ZM139 201V203L141 204L142 202H140ZM6 202V201H5ZM5 202H4V204H5ZM35 202V201H34ZM38 202V201H37ZM66 202V201H65ZM69 202V201H68ZM75 202V201H74ZM89 202V201H88ZM92 202V201H91ZM133 202V201H132ZM136 203H138L137 201H135ZM145 202V201H144ZM147 202V201H146ZM161 202V201H160ZM160 202H159V204H160ZM169 202V201H168ZM15 203V202H14ZM17 203V202H16ZM44 203V202H43ZM51 203V202H50ZM50 203L48 204V205H50ZM59 203V202H58ZM64 203V202H63ZM77 203V202H76ZM85 203V202H84ZM101 203V202H100ZM100 203H97V204H99L100 205ZM104 203V202H103ZM3 204V205H4ZM10 204V203H9ZM12 204V203H11ZM26 204V203H25ZM28 204V203H27ZM26 204V205H27ZM33 204V203H32ZM78 204V203H77ZM76 204V205H77ZM80 204V203H79ZM105 204H107L106 202H105ZM139 204V205H140ZM147 204H148V202H147ZM154 204V205H155ZM2 205V206H3ZM30 205V204H29ZM38 204H36L35 206H37ZM74 205V204H73ZM73 205H71V206H73ZM83 205V204H82ZM86 205V204H85ZM90 205V204H89ZM103 205V204H102ZM109 205V204H108ZM139 205H137V206H139ZM144 205V204H143ZM146 205V204H145ZM149 205V204H148ZM147 205V206H148ZM152 205H153V203H152ZM153 205V206H154ZM0 206H1V204H0ZM15 206V205H14ZM17 206V205H16ZM52 206V205H51ZM58 206V205H57ZM81 206V205H80ZM79 206V207H80ZM105 206H107V205H105ZM110 206H112V205H110ZM109 206V207H110ZM127 206V205H126ZM129 206V205H128ZM141 206V205H140ZM139 206V207H140ZM150 206V205H149ZM166 206V205H165ZM164 206V207H165ZM179 206V207H180ZM253 206V207H252ZM4 207H6V206H4ZM20 207V206H19ZM50 207V206H49ZM63 207V206H62ZM74 207V206H73ZM78 207V206H77ZM94 207H96L95 206V204H94ZM98 207V206H97ZM114 207V206H113ZM120 207V206H119ZM123 207V206H122ZM135 207V206H134ZM156 207V206H155ZM158 207V206H157ZM156 207V208H157ZM163 207V208H164ZM171 207V208H172ZM179 207H177V208H179ZM28 208H30V207H28ZM61 208V207H60ZM66 208V207H65ZM81 208H82V206H81ZM89 208V207H88ZM87 208V209H88ZM92 208V207H91ZM102 208V207H101ZM129 208H130V206H129ZM135 208H137V207H135ZM134 208V209H135ZM147 208V207H146ZM161 208V207H160ZM159 208V209H160ZM240 209H242L241 207H239ZM252 208L253 209H255V210H252ZM5 209H7V207L5 208ZM13 209V207L10 209V210H12ZM16 209V208H15ZM20 209V208H19ZM67 209V208H66ZM69 209V208H68ZM72 209V208H71ZM94 209H96V208H94ZM110 209V208H109ZM113 209V208H112ZM134 209H133V211H134ZM140 209H142V208H140ZM139 209V210H140ZM153 209H154V207H153ZM153 209H150V210H152L153 211ZM180 209V208H179ZM4 210V209H3ZM32 210V209H31ZM40 210V209H39ZM53 210V209H52ZM55 210V209H54ZM65 210V209H64ZM81 210V209H80ZM79 210V211H80ZM97 211H100V209H96ZM95 210V212H97ZM105 210H107V208L105 209ZM115 210V209H114ZM136 210V209H135ZM143 210V209H142ZM149 210V209H148ZM148 210H146V211H148ZM157 210H158V208H157ZM243 210V209H242ZM20 211V210H19ZM49 211V210H48ZM67 211V210H66ZM65 211V212H66ZM72 211H74V210H72ZM79 211H78V214H79ZM82 211V210H81ZM102 211V210H101ZM100 211V212H101ZM131 211H132V209H131ZM146 211H144V212H146ZM154 211H155V209H154ZM159 211V210H158ZM162 211H164V209L162 210ZM171 211V210H170ZM175 211V210H174ZM174 211H173V213L171 214V216H173L174 218H175V215L177 214L176 212V214L174 213ZM5 212V211H4ZM3 212V213H4ZM7 212V211H6ZM11 212V211H10ZM44 212V211H43ZM47 212V211H46ZM93 212V211H92ZM103 213H104V211H102ZM108 212H110L109 210H108ZM127 212V211H126ZM138 212V211H137ZM142 212V211H141ZM141 212H138V213H140L141 214ZM150 212V211H149ZM148 212V213H149ZM168 212V211H167ZM179 212V211H178ZM8 213V212H7ZM15 212H13V214H14ZM19 213V212H18ZM40 213V214H39ZM53 213V212H52ZM55 213V212H54ZM71 213V212H70ZM75 213L76 212H74V216H76L75 215ZM84 213H85V209H84ZM87 213V212H86ZM112 213V212H111ZM120 213V212H119ZM121 213H123V212H121ZM120 213V214H121ZM156 213H157V211H156ZM155 213V214H156ZM160 213V212H159ZM164 213V212H163ZM2 214V213H1ZM16 215H17V213H15ZM14 214V215H15ZM24 214V213H23ZM38 214H39V216H41L42 215V212H38ZM48 214V213H47ZM67 214H69V213H67ZM81 214V213H80ZM83 214V213H82ZM92 213H90V215H91ZM102 214V213H101ZM113 214H114V212H113ZM158 214V213H157ZM165 214V213H164ZM167 214V213H166ZM243 214V213H242ZM254 214V213H253ZM252 214V215H253ZM13 215V216H14ZM15 215V216H16ZM43 215L45 216L46 214H44L43 213ZM41 216L40 218L42 219V217H44V216ZM52 215H54V214H52ZM62 215V214H61ZM60 215V216H61ZM71 215H72V213H71ZM89 215V216H90ZM95 215V214H94ZM98 215V217H99V214H97ZM106 215V214H105ZM107 215H108V218H110L109 217V214L107 213ZM122 216H123V214H121ZM135 215H136V213H135ZM142 215V214H141ZM146 215V214H145ZM144 215V216H145ZM150 215V214H149ZM234 215V214H233ZM237 215V214H236ZM235 215V216H236ZM249 215H250V213H249ZM2 216V215H1ZM4 216V215H3ZM12 216V217H13ZM34 216H36V215H34ZM48 216H49V214H48ZM50 216H51V214H50ZM63 216V215H62ZM80 216V215H79ZM88 216V215H87ZM113 216V215H112ZM130 216V215H129ZM128 216V217H129ZM138 216V215H137ZM148 216V215H147ZM147 216H145V217H147ZM151 216V215H150ZM150 216H148V217H150ZM152 216H153V214H152ZM156 216V215H155ZM161 216V215H160ZM171 216H170V218H171ZM46 218H48L47 220H51V217L53 218V217H57V216H51V217H47V215L45 216ZM72 217V216H71ZM70 217V218H71ZM83 217H85V216H83ZM103 217V216H102ZM105 217V216H104ZM113 217H115V216H113ZM132 217H133V213H132ZM132 217H130V218H132ZM135 217V216H134ZM172 217V218H173ZM252 217V216H251ZM10 218V217H9ZM16 218V217H15ZM29 218V217H28ZM39 218V219H40ZM50 218V219H49ZM62 218V217H61ZM86 218V217H85ZM85 218H83V219H85ZM88 218V217H87ZM91 218V216L88 218V219H90ZM107 218V217H106ZM119 218V217H118ZM123 218H125V217H123ZM123 218H121V220L120 221H122V219ZM141 218V217H140ZM156 218V217H155ZM158 218V217H157ZM246 218V217H245ZM3 219H4V217H3ZM12 220H13V218H11ZM22 219V218H21ZM21 219H19L20 221H21ZM31 219V218H30ZM58 219V218H57ZM65 219H66V217H65ZM80 219V218H79ZM101 219V218H100ZM99 219V220H100ZM105 219V218H104ZM115 220H116V218H114ZM137 219V218H136ZM139 219V218H138ZM151 219V218H150ZM168 219V218H167ZM249 219V218H248ZM5 220V219H4ZM16 220V219H15ZM18 220V219H17ZM71 220V219H70ZM75 220V219H74ZM96 220V219H95ZM108 221H109V223H110V219H107ZM128 220H130V219H128ZM127 220V222H130V221H128ZM155 220V219H154ZM164 220V219H163ZM174 220V219H173ZM2 221V220H1ZM9 221H10V219H9ZM42 221H44V220H42ZM46 221V220H45ZM44 221V222H45ZM52 221H57L56 219L55 220H53L52 219ZM52 221H50V222H52ZM59 221H62V219L61 220H59L58 219V226H59V224L60 223H62V222H59ZM63 221H64V219H63ZM69 220H67L66 222H68ZM76 221H78V219L76 220ZM80 221V220H79ZM78 221V222H79ZM84 221H86V220H84ZM98 221V220H97ZM97 221H94V222H97ZM105 221V220H104ZM104 221H102V222H104ZM125 221H126V219H125ZM136 221V220H135ZM142 221V220H141ZM144 221H146L145 219H144ZM144 221H142V222H144ZM148 221V220H147ZM151 221V220H150ZM236 221V220H235ZM241 221H242V219H241ZM16 222H18V221H16ZM15 222V223H16ZM35 222V221H34ZM48 222V221H47ZM46 222V223H47ZM56 222V223H57ZM65 222V221H64ZM70 222H72V221H70ZM88 222V221H87ZM90 222H91V220H90ZM93 222V223H94ZM111 222H114V221H111ZM116 222V221H115ZM117 222H119V221H117ZM124 222V221H123ZM152 222H154V221H151V223ZM170 222V221H169ZM177 222V221H176ZM175 222V223H176ZM245 222V221H244ZM11 223V222H10ZM21 223H23L22 221H21ZM20 223V224H21ZM69 223V222H68ZM75 223V222H74ZM74 223H72V224H74ZM106 223V222H105ZM122 223V222H121ZM125 224H127L126 222H124ZM137 223V222H136ZM167 223V222H166ZM171 223H172V221H171ZM190 223V224H189ZM233 223V222H232ZM33 224V223H32ZM31 224V225H32ZM38 224V223H37ZM51 224V223H50ZM65 224V223H64ZM63 224V225H64ZM76 224V223H75ZM81 224V223H80ZM85 224V223H84ZM87 224V223H86ZM91 224V223H90ZM99 224H101V223H98V225ZM123 224V223H122ZM134 224V223H133ZM143 224V223H142ZM148 224V223H147ZM169 224V223H168ZM173 224H174V221H173ZM172 224V225H173ZM178 224V223H177ZM187 224H189V225H187ZM239 224V223H238ZM241 224H242V222H241ZM19 224H17V226H14V229L12 228V226H11V228L13 229V231H12V233L14 232V231H16L17 230V228H18V231H20L21 229L19 228L20 226H18ZM54 225V224H53ZM76 225H79V224H76ZM82 225V224H81ZM109 225V224H108ZM112 225V224H111ZM110 225V226H111ZM118 225V224H117ZM120 225V224H119ZM143 225H145V224H143ZM153 225V224H152ZM171 225V224H170ZM171 225V226H172ZM9 226V225H8ZM23 225H21V227H22ZM61 226V225H60ZM85 226V225H84ZM91 226H92V224H91ZM95 226V225H94ZM114 226V225H113ZM127 226H129V224L127 225ZM135 226V225H134ZM151 226V225H150ZM149 226V227H150ZM156 226V225H155ZM161 226V225H160ZM164 226V225H163ZM236 226V224L234 225V227ZM241 226V225H240ZM15 227H16V229H15ZM30 227V226H29ZM36 227V226H35ZM39 227V226H38ZM43 227V226H42ZM55 227V226H54ZM53 227V228H54ZM64 227V226H63ZM67 227V226H66ZM72 227H74V226H72ZM72 227H71V229H72ZM124 227H125V225H124ZM123 227V228H124ZM141 227H143L142 225H141ZM153 227V226H152ZM170 227V226H169ZM173 227V226H172ZM175 227V226H174ZM8 228V227H7ZM6 228V229H7ZM10 228V227H9ZM11 228H10V230H11ZM50 228V227H49ZM53 228H51L52 230H53ZM65 228V227H64ZM77 228H78V226H77ZM81 228V227H80ZM93 228V227H92ZM100 228V227H99ZM109 228V227H108ZM113 228H115V227H113ZM129 228V227H128ZM128 228H127V230H128ZM144 228V227H143ZM146 228H147V225H146ZM156 228H157V226H156ZM155 228V230H157ZM165 228V227H164ZM34 229V228H33ZM37 229V228H36ZM55 229V228H54ZM57 229V228H56ZM59 229V228H58ZM62 229V228H61ZM71 229H70V231H71ZM74 230H76V228H73ZM82 229V228H81ZM89 229H91V227L89 228ZM120 232H121V225H120ZM41 230V229H40ZM50 230V229H49ZM80 230V229H79ZM83 230V229H82ZM87 230V229H86ZM86 230H84V231H86ZM95 230V229H94ZM124 230V229H123ZM123 230H122V232H123ZM129 230H132V228H130ZM137 230V229H136ZM141 230H142V228H141ZM149 230H150V228H149ZM154 230V229H153ZM154 230V231H155ZM159 230V229H158ZM157 230V231H158ZM160 230H162V229H160ZM159 230V231H160ZM175 230V229H174ZM178 230V229H177ZM3 231V230H2ZM5 231V230H4ZM17 231V232H18ZM24 231V230H23ZM58 231V230H57ZM60 231V230H59ZM77 231V230H76ZM81 231V230H80ZM103 231V230H102ZM106 231V230H105ZM104 231V232H105ZM108 231V230H107ZM106 231V232H107ZM144 231V230H143ZM231 231H232V229H231ZM38 232H41V231H38ZM83 232V231H82ZM92 232V231H91ZM127 232V231H126ZM129 232V231H128ZM131 232L133 233V231H130L129 233L131 234ZM135 232V231H134ZM234 232V231H233ZM12 233H10V234H12ZM21 233V232H20ZM19 233V234H20ZM23 233V232H22ZM33 232H31V234H32ZM50 233H51V230H50ZM50 233H49V235H50ZM72 233H73V231H72ZM86 233V232H85ZM95 233V232H94ZM116 233H118L119 234V232H116ZM125 233V232H124ZM141 233H142V231H141ZM160 234H161V232H159ZM158 232L157 233H155L154 232V234H159ZM175 233V232H174ZM178 233H180V231L178 230ZM178 233H176V236H177V234ZM183 233V232H182ZM201 233V234H202ZM211 233V232H210ZM229 233H230V235H229ZM4 234V233H3ZM38 234V233H37ZM36 234V235H37ZM57 234H58V232H57ZM81 234V233H80ZM97 234V233H96ZM113 234V233H112ZM111 234V235H112ZM114 234H115V232H114ZM123 234V233H122ZM126 234H128V233H126ZM136 234V233H135ZM138 234V233H137ZM143 234V233H142ZM142 234L140 235V236H142ZM147 234V233H146ZM159 234V235H160ZM168 234H170L171 236L173 235V234H171V232H169ZM205 234V233H204ZM204 234H203V236H204ZM209 234V233H208ZM6 235V234H5ZM4 235V236H5ZM13 235H15V233H13ZM56 235V234H55ZM88 235V234H87ZM93 235V234H92ZM95 235V234H94ZM100 235V234H99ZM102 235V234H101ZM105 235L106 234H104V237H105ZM120 235V234H119ZM149 235V234H148ZM152 234L150 233V236H151ZM155 235V236H156ZM159 235H158V237H159ZM164 235H165V232H164ZM167 235V234H166ZM200 235V234H199ZM7 236V235H6ZM5 236V237H6ZM16 236V235H15ZM29 236V235H28ZM34 236V235H33ZM59 236V235H58ZM103 236V235H102ZM117 236V235H116ZM125 236V238H123ZM128 236V237H127ZM130 235L128 234V235H124L123 234V236H122V238L121 239H117V241L116 240H110L108 243L106 242L105 244H102V243H100V244H98V245H100L99 247H100V249L102 248V249H104V250H106V251H110V252H112V253H117L118 254V257L115 259V258H113V260H114V262L113 263H111V264H166L165 263V261H163V259H160V256L162 257V255H165V251H167V250H165L164 251V253H163V251L161 250L162 248H159L158 246H156V248H153V247H150L148 244H145L144 242H140V241H137V240H135V239H132V238H130L129 237ZM162 236V235H161ZM160 236V238H162V237H164V236H162L161 237ZM170 236V237H171ZM201 236V235H200ZM213 236V235H212ZM232 237L233 238V240L231 241V239H229V237ZM243 236V235H242ZM242 236H238L239 238H241ZM8 237V236H7ZM14 237V236H13ZM37 237V236H36ZM35 237V238H36ZM52 237H54V236H52ZM72 237H74L73 235H72ZM71 237V239H73ZM79 237H80V235H79ZM78 237V238H79ZM88 237H91V236H88ZM118 237V236H117ZM154 237V236H153ZM169 237V236H168ZM202 237V236H201ZM236 237V236H235ZM244 237V238H245ZM34 238V239H35ZM40 238V237H39ZM49 238V237H48ZM66 238V237H65ZM75 238V237H74ZM78 238H77V240H78ZM80 238H82V237H80ZM93 238V237H92ZM97 238V237H96ZM107 238V237H106ZM119 238V237H118ZM156 238V237H155ZM155 238H154V240L153 241H155ZM211 238V237H210ZM2 239V238H1ZM14 239V238H13ZM43 239V238H42ZM50 239H51V237H50ZM53 239V243L51 242V240L50 241H48V242H51V243H49V244H52L53 246H54V244L57 242V241H55L54 240V238H52ZM83 239V238H82ZM90 239V238H89ZM157 239V238H156ZM168 239V238H167ZM178 239V238H177ZM200 239V238H199ZM199 239H197V241L199 240ZM202 239V238H201ZM212 239V240H213ZM229 239V240H228ZM243 239V238H242ZM36 240V239H35ZM66 240V239H65ZM64 240V241H65ZM69 240H70V238H69ZM68 240V241H69ZM75 240V239H74ZM77 240H76V242H77ZM84 240V239H83ZM96 240V239H95ZM107 240V239H106ZM142 240V239H141ZM158 240V239H157ZM157 240H156V242H157ZM190 240H191V242H190ZM202 240H204V239H202ZM211 240V239H210ZM212 240H211V242H212ZM236 240H237V238H236ZM235 240V241H236ZM241 240V239H240ZM239 240V241H240ZM2 241V240H1ZM3 241H4V239H3ZM39 241V240H38ZM55 241V242H54ZM68 241H66L67 243H68ZM89 241H91V240H89ZM98 241H100V240H98ZM142 241H144V240H142ZM151 241V240H150ZM160 241V240H159ZM165 241V240H164ZM186 241H187V243H186ZM196 241V242H197ZM201 240H199V242H200ZM228 241H230V243L231 244H229V242ZM35 241H33V243H34ZM61 242V241H60ZM65 242V243H66ZM195 242V243H196ZM234 242V241H233ZM237 242H238V240H237ZM242 242H243V240H242ZM70 243V242H69ZM72 243V242H71ZM88 243V242H87ZM90 243V242H89ZM88 243V244H89ZM97 243H99V242H97ZM103 243H104V241H103ZM149 243H151V242H149ZM155 243V242H154ZM158 243V242H157ZM162 243V242H161ZM186 243V244H185ZM191 243L193 244V245H191ZM205 243H207V242H204V245H205ZM208 243L209 244H211L210 243V241H208ZM215 243V244H214ZM28 244V243H27ZM48 244V246H50V248L51 247H53L52 245H49ZM58 244V243H57ZM73 244H75V241H74V243H72V245ZM80 244V243H79ZM96 244V243H95ZM102 244V245H101ZM164 244V243H163ZM168 244V245H169ZM197 244H198V242H197ZM202 244V243H201ZM214 244V245H213ZM244 244V246H245V243H243ZM35 245V244H34ZM36 245H37V243H36ZM35 245V246H36ZM47 245V244H46ZM59 245H60V243H59ZM81 245H84V244H81ZM97 245V244H96ZM155 245V244H154ZM167 245V246H168ZM187 245H186V247H184V248H187ZM235 245H238V244H236V242H235ZM57 246V245H56ZM70 246V245H69ZM75 246V245H74ZM89 246H91V245H89ZM167 246H165V247H167ZM183 246H182V249H184L183 248ZM195 246V245H194ZM194 246H193V248H194ZM197 246V245H196ZM195 246V247H196ZM207 246H209V245H207ZM43 247V246H42ZM55 247V246H54ZM53 247V248H54ZM59 247V246H58ZM84 248H85V246H83ZM92 247V246H91ZM95 247H97V246H95ZM158 247V248H157ZM198 247H199V244H198ZM235 247H237V246H234V249H236ZM53 248H51V249H53ZM62 248V247H61ZM71 248V247H70ZM80 248V247H79ZM171 248H173V247H171ZM175 248V247H174ZM192 248V247H191ZM201 248V247H200ZM203 248H204V246H203ZM208 247H206L205 246V250L207 249ZM229 248V249H228ZM244 248V247H243ZM36 249V248H35ZM38 249V248H37ZM60 249V248H59ZM67 249V248H66ZM77 249V248H76ZM87 249H89V247H87ZM87 249L85 250V251H87ZM93 249V248H92ZM99 249V250H100ZM165 249V248H164ZM168 249V248H167ZM178 249V248H177ZM181 248H179V250L181 251L182 250ZM188 249V248H187ZM187 249L185 250V251H187ZM190 249V248H189ZM195 249V248H194ZM233 249V250H234ZM237 249V250H238ZM29 250V249H28ZM32 250V249H31ZM55 250V249H54ZM53 250V251H54ZM62 250V249H61ZM64 250V249H63ZM63 250H62V252H63ZM73 250V249H72ZM90 251H91V249H89ZM87 251L86 253H88V252H90V251ZM170 250V249H169ZM174 250V249H173ZM172 250V251H173ZM184 250H183V253H185L184 252ZM200 250H202V249H200ZM13 251V250H12ZM11 251V252H12ZM30 251V250H29ZM33 251V250H32ZM48 251H49V249H48ZM51 251V250H50ZM50 251H49V254H50ZM52 251V252H53ZM60 251V250H59ZM65 251H67V250H65ZM93 251H94V249H93ZM177 251V250H176ZM209 251V250H208ZM207 251V252H208ZM239 251V250H238ZM238 251L236 252V253H238ZM14 252V251H13ZM37 252H39V251H37ZM41 252V251H40ZM40 252L38 253V254H40ZM43 252V251H42ZM58 252V251H57ZM83 252V251H82ZM92 252V251H91ZM96 252H97V250H96ZM96 252H94V253H96ZM168 252V251H167ZM187 252H189V251H187ZM194 252H196V249H195V251ZM205 252V251H204ZM203 252V253H204ZM206 252V253H207ZM3 253V252H2ZM25 253V252H24ZM31 253V252H30ZM29 253V254H30ZM35 252L33 251V253H31L32 255L34 254ZM70 253V252H69ZM73 253V252H72ZM79 253H80V251H79ZM84 253V252H83ZM160 253H163V254H161L160 256H159V254ZM169 253V252H168ZM172 253H174V252H172ZM202 253V252H201ZM210 253H208V254H210ZM233 253H235V252H233ZM236 253L234 254L235 256H236ZM249 253V254H248ZM8 254V253H7ZM30 254V255H31ZM49 254H47V255H49ZM53 254V253H52ZM90 254V253H89ZM103 254H105V253H103ZM109 254V253H108ZM180 254V253H179ZM239 254V253H238ZM237 254V255H238ZM25 255V254H24ZM28 255V254H27ZM31 255V256H32ZM35 255V254H34ZM33 255V256H34ZM83 255V254H82ZM205 255V254H204ZM213 255V254H212ZM250 255V258H251V256L253 257V258H251V260L248 258V256ZM8 256V255H7ZM12 256V255H11ZM32 256V257H33ZM36 256H37V254H36ZM54 256H55V254H54ZM71 256V255H70ZM77 256V255H76ZM75 256V257H76ZM100 256H101V254H100ZM104 256V255H103ZM108 256V255H107ZM112 256H115V255H111V257ZM169 256V255H168ZM201 256V255H200ZM234 256V257H235ZM241 256V255H240ZM239 256V257H240ZM241 256V257H242ZM0 257H1V255H0ZM13 257V256H12ZM38 257V256H37ZM50 257V256H49ZM48 257V258H49ZM53 257V256H52ZM56 257V256H55ZM59 257V256H58ZM83 257V256H82ZM85 257V256H84ZM87 257H89V256H87ZM95 257H96V255H95ZM184 257H185V255H184ZM206 256H204L203 258H205ZM208 258H209V256H207ZM230 257V258H229ZM238 257V256H237ZM241 257H240V259H241ZM11 258V257H10ZM14 258H16V257H14ZM40 258V257H39ZM47 258V259H48ZM77 258V257H76ZM79 258V257H78ZM94 258V257H93ZM100 258V257H99ZM108 258V257H107ZM107 258H105L107 261H108V259ZM201 259H202V257H200ZM199 258V259H200ZM212 259H213V257H211ZM210 258V259H211ZM67 259V258H66ZM70 259V258H69ZM80 259V258H79ZM82 259V258H81ZM85 259H88V258H85ZM90 259V258H89ZM95 260L96 259H98V258H94ZM93 259V260H94ZM102 260L104 259V257L103 258H101ZM101 259H99V260H101ZM188 259H190V258H187V260ZM201 259H200V261H201ZM237 259V258H236ZM4 260V259H3ZM6 260V259H5ZM10 260H13V259H10ZM58 260V259H57ZM61 260V259H60ZM74 260H76L75 258H74ZM78 260V259H77ZM99 260H97V261H99ZM105 260V261H106ZM165 260V259H164ZM249 260V261H248ZM15 261V260H14ZM14 261H13V263H14ZM18 261H19V259H18ZM21 261V260H20ZM19 261V262H20ZM63 261H64V259H63ZM84 261V260H83ZM166 261H167V259H166ZM203 261H206L205 259H203ZM211 261V260H210ZM212 261V262H213ZM239 261V260H238ZM238 261H236V262H238ZM251 261V262H250ZM8 262H9V260H8ZM8 262H7V264H8ZM16 262V261H15ZM18 262V263H19ZM52 262V261H51ZM59 262V261H58ZM62 262V261H61ZM70 262V261H69ZM68 262V263H69ZM78 262V261H77ZM81 262H82V260H81ZM85 262V261H84ZM87 262V261H86ZM99 262H101V261H99ZM109 262V261H108ZM168 262V261H167ZM193 262V261H192ZM198 262H199V260H198ZM240 262H243V261H240ZM22 264H23V262H21ZM31 263V262H30ZM49 263H50V261H49ZM67 262L65 261V264H66ZM67 263V264H68ZM73 263V262H72ZM79 263V262H78ZM88 263V262H87ZM95 263H96V261H95ZM98 263V262H97ZM96 263V264H97ZM185 263V262H184ZM208 262L206 261V263H202V264H207ZM11 264V263H10ZM17 264V263H16ZM55 264V263H54ZM62 264V263H61ZM75 264V263H74ZM85 264V263H84ZM92 264V263H91ZM94 264V263H93ZM105 264V263H104ZM109 264V263H108ZM168 264H178V263H176V262H168ZM183 264V263H182ZM194 264V263H193ZM197 264V263H196ZM199 264V263H198ZM209 264V263H208ZM213 264V263H212ZM237 264V263H236ZM238 264H239V262H238ZM240 264H242V263H240ZM245 264V263H244Z\"/></svg>",
  "mask_w": 264,
  "mask_h": 264
},
{
  "label": "rangeland",
  "instance_id": "rangeland-1",
  "mask_svg": "<svg viewBox=\"0 0 264 264\" xmlns=\"http://www.w3.org/2000/svg\"><path fill=\"white\" fill-rule=\"evenodd\" d=\"M35 3H30L29 5L30 6H32V7H30L29 5V8H28V12H27V15H30L32 12L34 13H32L31 14V16H29V17H27V19H26V27H28V32H29V37H28V41H27V44H25L26 45V47H28L29 49L27 50L24 46H22V48H21V46H17V48H15V46H13V48L11 47V50H13L14 48H15V50H13L12 52H17V51H23L24 50V52H22V53H24L25 55H26V57H23L22 59L20 58V60H19V62H18V60H17V63H16V61L14 60V62H15V64H14V62L12 63L11 62V64L10 65H8L7 66V68H6V70H9V71H7V73H6V75H0V89H1V87H4V88H2V90H0V98H3V99H1L0 100V115L2 116V113L4 114L6 111H8V112H6L5 113V116L3 115V118H5L4 120H5V122H1L0 123V142H1V144L0 145H3V146H0V164L1 165H3V161L2 160H4L5 158L6 159H10V157L12 156V158H14L13 156L15 155V158L14 159H17L18 160V157L16 158V156H19V160L17 161V163H18V165H20L19 167H21L22 166V168H21V170H22V173H21V171H20V168L18 169V167L14 170V169H11V171H16L18 174H16V172H14L15 173V175L14 174H11V177H10V174L9 173H13V172H11L10 171V169H8V170H4L3 168L1 169V165H0V200L2 201V203H0L1 204V206H0V255H1V257H0V264H7V262H8V260H9V262H8V264H22L21 262H23V264H65V261L68 263L69 261V263L68 264H96L97 262V264H111V263H113L114 262V260L118 257V254L117 253H112V252H110V251H106V250H104V249H100V245H98V244H100V243H102V244H105L106 242L108 243L110 240H116L117 241V239H121L122 238V236H123V234L124 235H130L129 237L130 238H132V239H135V240H137V241H140V242H144L145 244H148L150 247H153V248H156V246H158L159 248H162L161 250L163 251V253H164V251L165 250H167V251H165L166 253H165V255H162V257L160 256L161 254H163V253H160L159 254V256H160V259H163V261H165V263L166 264H168V262H176V263H178V264H202L203 262L204 263H206V261L209 263V264H214V255H215V253H210L211 251L212 252H215V249H211V248H214V247H210L211 245H212V243L213 242H215V240L213 239L214 238V230H215V228H213V227H211L212 228V230H209V232H208V230L207 229H205L206 231H204L203 230V233L201 234V233H199L198 234V237H197V239H199V240H201L200 242H199V240L197 241V239L195 240H193L192 239V243H194V245L196 246H194L192 243H191V245H193L194 246V248L196 249V252H194L195 251V249L193 248V246H188V245H190L189 243H188V245L186 244L187 243V241H186V245H187V248H184V247H186V245L185 246H183V248L186 250L187 249V251H189V252H187V251H185L184 249H182V246H180L179 247V245H178V249L176 248V245H171V244H167L166 242L167 241H170V239L171 238H173V236L175 235V239L177 240V243L178 244H180L182 241H185V239L187 238V236H189L188 234H191V232H186V235H185V231L184 230H187V229H192L190 226L191 225H189V224H187V225H189V226H187L186 227V229H184L182 232H181V229H179L178 228V226L180 225L179 224V221H178V219L180 218L179 216H180V214H181V212H182V207L179 205V204H177V203H179L178 201L176 202L175 201V203H173L174 201H172V204H175V207L173 206H170L171 205V198L169 197V199H167L168 197L166 196L167 195V192H168V190H169V188H171V184H172V181H171V179L169 178V177H166V178H164L165 176H161L162 175V172L163 173H165L163 170H161V171H157V170H155V171H152V172H148V171H143L142 169H139V171L140 170H142V171H140V175H139V172L137 171L138 169L136 168V167H138V165H139V163H137L138 161H136V156H135V158H133L134 157V155H135V148H134V146H135V140H134V138H136V136H135V133H136V129H135V113H136V111H134V108H135V106H134V99H133V97L132 96H134L133 95V93H132V91H127V90H131V88L130 89H127V90H125L124 91V83H123V80H126V82H125V84L127 83V82H129V80H130V77H131V79H132V77H134L135 78V76H134V73L133 72H135V75L137 74V72H138V68L139 67H143L144 68V65L146 64V61H145V64H144V62H143V59L145 58V57H143V58H139L138 59V57H141V55L142 56H145V54H146V58H150V60H151V58H153L154 59V57H155V59H157L158 58V60H161L160 58H164V59H166V60H169L171 57H174V56H176L175 55V53L177 52V50H182L181 48H183L184 47V45H185V50L186 51H184V53L183 52H181V51H179L178 52V54H180V55H182V54H186V55H190V54H187V53H190V51L188 50V49H190V50H193V45L194 44H192L191 42H189V41H187V42H189V43H187L186 41H181V39H183V38H181V37H179V38H181V39H179L178 40V42L179 41H181V42H183L184 43V45L182 44H180V46H183V47H180V46H178V42H176L177 41V38L175 39V38H173V36L170 38V37H166L165 39H164V43L166 42V43H168L169 41H172V42H170L169 44L171 45L172 44V46L170 47V45L169 44H166V45H164V47L165 48H160L161 46H163V44L164 43H162L163 42V40L162 39H160L158 42H160V41H162V42H160V43H162V44H158V45H155V46H158V48H155V46H154V48L157 50H151V52H150V54L148 53V55L149 56H147V53H145V54H139L138 55V53H137V55H138V57H137V55H132V56H134L133 58H132V56H128L127 57V59H126V63L127 64H125V62H122L121 64H119V63H117V64H113L114 66H112L111 64H109V63H107V65L105 66V69L104 70H100V72L99 71H97L95 68V71H94V69L93 68H91V67H89V66H91V62H92V60H93V57L95 58V57H97V55L99 56L100 54H101V52L99 51L98 52V50L96 51V49L97 48H95V47H93V46H85L86 48H83L82 50H79V46L76 44V45H74V47L73 46H71V44L73 43V37H71L70 35H71V33L69 34V30H71L70 32H72V30H75V29H77L78 28V26H79V30L77 29V32L79 33V34H83V33H88V32H90L93 28H96L95 26H97L96 24H98V22H99V20L101 21V25H103L104 27H106L107 25H109L108 27H110L111 26V18L112 17H109L108 15H106V20L105 19H103L102 18V14H100V7H98L99 6V3L97 2V0H93L91 3H88V10H86V11H84V12H82V13H79V16H76V15H78V14H76V15H72V16H67L66 14V16L63 14V12L62 13H58V12H55L56 10V5L54 4V5H52V6H50L48 3H41V4H37V5H34ZM46 6H45V5ZM89 4H90V6H89ZM39 5V6H38ZM40 5L42 6V7H40ZM95 5V6H94ZM38 6V7H37ZM48 6H50L51 7V9L49 10V9H47L48 8ZM34 7V8H33ZM37 7V8H36ZM33 9V11L32 10H30V9ZM43 8V9H42ZM95 8V9H94ZM40 11H39V10ZM43 10H45V11H43ZM48 10V11H47ZM36 11H38L37 13H36ZM50 11H51V13H50ZM55 13H53V12ZM99 11V12H98ZM30 13V14H29ZM36 13V14H35ZM41 13H43V14H41ZM50 15H49V14ZM52 13L54 14L53 16H52ZM38 14V15H37ZM45 14V15H44ZM61 15V19H59V17H56L57 15ZM80 14L82 15L81 17H80ZM94 14V15H93ZM40 15V16H39ZM59 15V16H60ZM88 15H89V17H88ZM74 16V17H73ZM95 16V17H94ZM118 16L120 17V15L118 14ZM116 17V18H118L119 19V17ZM41 18V20H43V21H41V20H39V18ZM69 17V18H68ZM70 17H72L71 19H70ZM76 17V18H75ZM82 17H84V18H82ZM92 17V18H91ZM96 17H97V19L99 18V20H97L96 19ZM114 16H113V18H115ZM35 18H36V20H35ZM44 18V19H43ZM85 18H88V19H85ZM90 18H91V20H90ZM116 18H115V20H116ZM48 20L47 22H46V20ZM66 19V20H65ZM83 19H85V20H83ZM94 20V22H92L93 20ZM96 19V20H95ZM39 20V21H38ZM52 20V21H51ZM54 20H56V21H54ZM114 20V19H113ZM120 20V19H119ZM34 21V22H33ZM37 21V22H36ZM65 21L67 22V23H65ZM72 23H71V22ZM83 21V22H82ZM88 21V22H87ZM92 22L91 24L89 23V22ZM96 21V22H95ZM105 21H106V23H107V25H106V23H105ZM108 21V22H107ZM121 21V20H120ZM0 22H1V19H0ZM32 24H31V23ZM38 22L40 23L41 22V24L39 25L38 24ZM57 22V23H56ZM60 22V23H59ZM74 22V23H73ZM76 22V23H75ZM81 22V23H80ZM87 22V23H86ZM103 22V23H102ZM122 22H123V19H122ZM29 23V24H28ZM48 23V24H47ZM53 23H56V25H57V27H61V26H63V25H68L67 26V29H66V31L65 32H67V34H64L63 32H64V28H66L65 26H63L62 28H59V29H57L56 28V25L55 24H53ZM59 23V24H58ZM85 23V24H84ZM89 23V24H88ZM94 23H96V24H94ZM28 24V25H27ZM32 26H31V25ZM37 24V25H39V26H35V25ZM45 24V25H44ZM53 25V26H51V25ZM61 24V25H60ZM70 24H72L71 26H70ZM73 24H75V27H74V25ZM82 24L85 26L84 28L82 27ZM94 24V25H93ZM106 26H105V25ZM86 25L89 27H86ZM98 25H100V23L98 24ZM34 26H35V28L36 27H39V28H41V29H48V32L50 33V31L51 30H53V32L54 33H57V34H63V38L61 39L62 40V42L64 43V45H63V48H60L61 50H58V55L59 56H57L56 57V55L57 54H55L56 52L55 51H57V50H55L56 48H54L55 47V45H54V43L53 42H51L52 40L51 39H49V38H46V39H43L42 41H37V43H35L36 44V46H35V44L32 46L31 44H33V42L30 40L31 39V32H32V30H34L35 28H34ZM46 28H45V27ZM55 26V27H54ZM94 26V27H93ZM44 27V28H43ZM49 27H51V29L49 28ZM68 27H72V29H68ZM77 27V28H76ZM31 28V29H30ZM32 28H34V29H32ZM53 28V29H52ZM73 28H75V29H73ZM83 28V29H82ZM87 28V29H86ZM62 29V30H61ZM85 29V30H84ZM30 30H31V32H30ZM57 30V31H56ZM58 30H61V31H59L58 32ZM68 30V31H67ZM134 29H128V30H126V32L128 33V34H130L129 36H132V38H135V39H139V37H140V39H141V41L143 40V33H139L138 32V30L136 31V29L133 31ZM12 31H14V30H12ZM47 31V30H46ZM132 31V32H131ZM136 31V32H135ZM4 32H6V30H4ZM62 32V33H61ZM81 32V33H80ZM135 32V33H134ZM134 33V34H133ZM137 33H139V34H137ZM16 34V33H15ZM14 34V35H15ZM131 34H133V35H131ZM136 35V36H135ZM138 35V36H137ZM17 37H18V35H16ZM16 36L14 37L15 39H17L16 38ZM67 36V38L66 39H64L65 37ZM73 36V35H72ZM142 36V37H141ZM170 36V35H169ZM183 36V35H182ZM199 36V35H198ZM70 37V38H69ZM30 38V39H29ZM131 38V37H130ZM170 38V39H169ZM172 38H173V40H175V41H173L172 40ZM50 41H49V40ZM67 39H69V40H67ZM139 39V40H140ZM65 40H67V41H69V42H67V41H65ZM48 41V42H47ZM65 41V42H64ZM40 42V43H39ZM41 42H44V43H41ZM45 42H47V43H45ZM174 42H176V44L174 43ZM212 42V44H213V41H211ZM53 43V44H52ZM66 43V44H65ZM175 44V46L177 45L178 46V48H177V46H176V49H175V51L173 50V45ZM28 44H30V45H28ZM40 44V45H39ZM42 44V45H41ZM43 44H44V46H43ZM46 44V45H45ZM73 48V50L75 51H73V50H71V47H70V49H69V45ZM186 44H189V46L191 45V47L189 48V47H187L188 45H186ZM37 45H39V46H37ZM48 45H50L49 47H48ZM73 45V44H72ZM159 45H160V47H159ZM168 45H169V47L170 48H172V50L175 52H173L172 50H170V48H168V51H166V47H168ZM213 45H215V44H213ZM41 46H42V48L43 49H41ZM47 46V47H46ZM193 46V47H192ZM215 46H217V45H215ZM24 47V48H23ZM36 47V48H35ZM67 47V48H66ZM19 48V49H18ZM30 48H32L33 50H35V51H33V50H31ZM46 48V49H45ZM65 48V49H64ZM153 48V47H152ZM159 48H160V50H159ZM188 48V49H187ZM213 48V47H212ZM0 54L2 53V51L4 50V48L2 49V47H0ZM16 49H18V50H16ZM25 49H26V52H25ZM37 49V50H36ZM50 49V50H49ZM68 50V53H70L69 55H68V59H66L67 57H66V55H67V50ZM128 49V48H127ZM183 49V50H184ZM29 50H31L30 52H28L27 53V51H29ZM43 50V51H42ZM46 50V51H45ZM49 50V51H48ZM65 50V51H64ZM79 52H78V51ZM85 50H86V52H85ZM89 50V51H88ZM131 50V47H129V49H128V52ZM161 50H162V52H161ZM188 50V51H187ZM221 50H223V51H225L226 49H224V48H222ZM51 51H52V53H51ZM70 51V52H69ZM71 51H73V53H71ZM84 54H86V56L84 57V56H82V53ZM89 53H88V52ZM222 51V52H223ZM8 52V51H7ZM42 52H43V54H42ZM46 52H47V54H46ZM50 52V53H49ZM66 52V53H65ZM92 52V53H91ZM98 52V53H97ZM153 52H157L158 54H157V56H155L156 55V53H155V55H153L154 53ZM163 55V57H162V55L160 54V53ZM185 52H187V53H185ZM221 52V51H220ZM221 52V53H222ZM28 55H27V54ZM37 53V54H36ZM39 53V54H38ZM60 53V54H59ZM75 53H76V56H75ZM79 53H81V54H79ZM182 53V54H181ZM225 53V52H224ZM30 54H31V56H30ZM40 54H42V56H44L45 55V58L43 57V59H42V57H40ZM50 54H52V55H50ZM82 56V58H80V56ZM88 54V55H87ZM95 54V56H93ZM154 56V57H152V55ZM161 56H160V55ZM177 54V53H176ZM177 54V55H178ZM223 54V53H222ZM53 55H55V57L53 56ZM90 55H92L93 57L92 58H90ZM29 56V57H28ZM34 56V60H33V57ZM61 56H62V58H61ZM65 56V57H64ZM75 56V57H74ZM151 56V57H150ZM158 56H160V58L158 57ZM179 56V55H178ZM184 56V55H183ZM183 56H181V57H183ZM226 57V55L224 54L223 55V57ZM49 57H50V59H49ZM51 57H52V59H51ZM64 57V58H63ZM73 57V58H72ZM180 57V56H179ZM187 57L188 56H186L185 58L187 59ZM26 58V59H25ZM29 58V59H28ZM38 58V59H37ZM57 58V59H56ZM59 58V59H58ZM61 58V59H60ZM70 58H71V60H70ZM75 58V59H74ZM80 59V61L78 62V60ZM85 58H88V60L87 59H85ZM131 58V60H134V61H131L130 60V62H129V60L128 59H130ZM148 58V59H149ZM169 58V59H168ZM41 59H42V61H41ZM48 59V60H47ZM57 61V63H55L56 61ZM66 59V62H67V60H69L67 63H69L68 64V66H70V65H72V64H74L73 66H70V70H71V68H73L71 71H68L69 69L67 68V65L66 66H63L64 64H67L66 62H62V60H65ZM78 59V60H77ZM81 59H84L83 61H85V67L82 65V63L81 62H83V61H81ZM137 59V61L135 62V60ZM152 59V60H153ZM177 58H173V60H176ZM181 58H178L177 60H180ZM23 60H26V62L27 61H29V62H31L32 61V63H30L29 64V62H27L28 63V66H27V64H26V66H25V64L24 63H26V62H24ZM42 62V63H44V65L46 66V69H47V71H46V69H43V68H45V66L44 67H42L41 65H43V64H41L40 65V61ZM44 60V61H43ZM51 60V61H50ZM54 60V61H53ZM73 60H75L76 61V63H75V61H73ZM145 60V59H144ZM147 60V59H146ZM172 60V59H171ZM36 61V63L37 64H35L34 62ZM45 61H47V63H45ZM50 61V62H49ZM86 61H88L87 63H86ZM141 61V62H140ZM23 62V63H22ZM38 62H39V65H38ZM138 62H140L143 66H141V64L140 63H138ZM143 62V63H142ZM18 63H19V65H18ZM53 63V64H52ZM64 63V64H63ZM79 63H81V65L79 64ZM89 63V64H88ZM130 63V64H129ZM137 63H138V65H137ZM13 64V65H12ZM21 64H23V66L21 65ZM35 65V67L36 68H32L31 69V65ZM55 64H57L56 66L57 67H54L55 66ZM75 64H78V65H76L77 66V69H76V66H75ZM124 64V65H123ZM140 64V65H139ZM15 65V66H14ZM21 65V66H20ZM80 65V66H79ZM109 65V67H111V68H109V67H107ZM136 65L138 66L137 67V69H136ZM147 65V64H146ZM145 65V66H146ZM12 66V67H11ZM38 66H40V67H42V69L41 68H39ZM62 68V73H60L61 72V70H60V72L58 71L59 69H61L60 67ZM75 66V67H74ZM79 66V67H78ZM83 66V67H82ZM116 66V67H115ZM117 66H119L118 68H117ZM125 66H128V67H125ZM134 66V67H133ZM10 67V68H9ZM23 67H25V68H23ZM28 67V68H27ZM30 67V68H29ZM34 67V66H33ZM52 67V68H51ZM63 67H66V68H63ZM91 68V69H93V73H91V75L93 74V76H95L96 77V75H97V82H99V84L96 82V80L95 79H93L94 77L92 76V77H90V72L91 71H89L88 72V74H85V73H87V71L89 70V68ZM114 67V68H113ZM121 67V68H120ZM15 68H16V70H15ZM49 68V69H48ZM57 68H59V69H57ZM76 69V72H75V69ZM78 68H80V69H78ZM88 70H87V69ZM109 68V69H108ZM113 68V69H112ZM115 68H116V70H115ZM134 68V69H133ZM23 69H25L24 71H23ZM28 69V70H27ZM34 69V70H33ZM57 71H56V70ZM66 70V73H70V76H69V73L67 74L68 75V79L66 80L67 82H68V80H70V78H72L73 79V77L72 76H74V77H77V79L79 78V75L78 74H80L81 76H83L84 78H86V79H84L83 78V80H82V82H83V84L84 83H86V81H87V85L86 84H84L83 86H82V84L80 85V79H79V82H78V80L77 79H75L74 78V81L75 82H71L70 83V81L68 82V84L70 83V87L68 86V84H66V81H65V83H64V78H65V76H66V74H65V76L63 75L64 74V71ZM82 69V70H81ZM84 69H86V72H84L83 73V71H85ZM108 69V70H107ZM137 71H136V70ZM140 69V68H139ZM19 70V71H18ZM38 71L39 73L41 72V74L40 75H37V74H39L38 72L37 73H35L34 71ZM40 70H42V71H40ZM45 70V71H44ZM110 70V71H109ZM27 71V72H26ZM28 71H29V74H30V72H32L30 75L32 76H30L29 74H28ZM55 71L56 72H59L60 74H62L61 76H59L60 74L58 73H55ZM78 71V72H77ZM82 71V72H81ZM105 71H106V73H105ZM112 71V72H111ZM114 71H116V73H118L117 75H116V73L114 72ZM20 72V73H19ZM26 73V76H25V73ZM44 72V73H43ZM50 72V73H49ZM74 73L73 75L71 74V73ZM95 72V73H94ZM101 72H102V74L104 75V76H102V74H101ZM113 73V74H111V73ZM132 72V73H131ZM10 73V74H9ZM33 73L35 74V75H33ZM48 73V74H47ZM77 73V74H76ZM82 73V74H81ZM12 74V75H11ZM22 74V75H21ZM24 74V75H23ZM45 74H46V81L44 80L45 79ZM57 74V75H56ZM84 74V75H83ZM111 74V79L109 78L110 76H108V75H110ZM10 75V76H9ZM29 75V76H28ZM36 75H37V78H36ZM50 75V76H49ZM75 75H77V76H75ZM87 75L89 76V78H92V80L90 81V79H88L87 80ZM98 75L100 76L99 78H98ZM113 75V76H112ZM126 75H128L127 77H126ZM15 76H16V79H15ZM26 77V79H25V77ZM47 76L50 78L51 77V79H49V78H47ZM63 76V77H62ZM86 76V77H85ZM105 76H108V78L107 77H105ZM116 76H118V77H116ZM124 76V77H123ZM14 77V78H13ZM19 77V78H18ZM39 77V78H38ZM41 77V78H40ZM54 77V78H53ZM59 79V77H60V79L62 80H60L59 82V84H58V79ZM62 77V78H61ZM70 77V78H69ZM101 77L103 78V80L101 79ZM115 77H116V80H114L115 79ZM119 77H123V79L121 78L120 80H117V79H119ZM12 78V79H11ZM66 78H67V76H66ZM80 78H82V77H80ZM125 78V79H124ZM133 78V81L135 80ZM6 79V81H4ZM35 79V80H34ZM53 79V80H52ZM56 79V80H55ZM107 80V81H110L111 82V85L112 86H114L115 85V87H113L114 88V90L113 89H110V88H112L111 87V85H110V82H109V84H108V82L107 81H105V80ZM109 79V80H108ZM23 80V82H28L27 84L29 85L28 87H27V84H26V86H25V84H23L21 81ZM33 80V81H32ZM38 80V81H37ZM47 80H49L48 82L50 83L51 82V84H49L48 82H47ZM85 80V81H84ZM93 80H95V81H93ZM112 80H113V84H112ZM128 80V81H127ZM2 81H3V83H2ZM10 81H11V83H10ZM12 81H15V82H17V83H15V85H14V82H12ZM32 81V83H34L35 82V84L33 85V87H32V85H31V82ZM43 81V82H42ZM72 81V80H71ZM93 81V82H92ZM100 81H102V82H100ZM104 81V82H103ZM118 81V82H117ZM130 81H132V80H130ZM132 81V82H133ZM19 82H21L22 84H20L19 85ZM45 82H46V84H47V86H46V84H45ZM107 82V83H106ZM116 82V83H115ZM9 83V84H8ZM43 83V84H42ZM62 83V84H61ZM66 85H64V84ZM74 83H75V87H74ZM96 85H95V84ZM102 83V84H101ZM105 83V84H104ZM118 83V84H117ZM130 83V82H129ZM134 83V82H133ZM54 84V85H53ZM61 84V86L62 85H64L65 86V88L62 86H60L61 87V89H62V94H63V96L61 97V92H60V90H59V88L60 87H58V89H57V94H56V88H57V86L58 85H60ZM76 84H77V86H76ZM95 85V87H94V85H93V87L91 86V85ZM130 84H132V83H130ZM4 85V86H3ZM6 85V86H5ZM20 87H19V86ZM22 85H24V86H22ZM37 87H36V86ZM42 85H45L44 87L42 86ZM50 85V86H49ZM55 85H57L56 87H55V89H54V86ZM79 85V86H78ZM85 85L87 86V87H85ZM88 85H90L89 87H88ZM102 86V88L100 87V86ZM107 85V86H106ZM118 85V86H117ZM127 85V87L129 86V84L127 83L126 84ZM125 85V86H126ZM12 86V87H11ZM31 86V87H30ZM43 88H42V87ZM52 86V87H51ZM68 86V87H67ZM82 87V88H89L90 89V91H88V90H86V91H83V89L82 88H80L79 89V87ZM96 86H98L97 88H96ZM103 86L105 87H108L107 88V90H108V92H106L107 90H104L103 89ZM132 86H133V84H132ZM11 87V88H10ZM16 87H18V88H16ZM22 87H24L23 88V90H22ZM40 87H41V91H40V94H39V91L38 90H40ZM49 87V88H48ZM100 87V88H99ZM129 87H131V85L129 86ZM17 89L18 90V94H15L16 93V90L14 91V89ZM28 88V89H27ZM36 88H37V90H36ZM48 88V89H47ZM69 88H71V90L69 89ZM100 90H102V91H100ZM117 88V89H116ZM120 88V89H119ZM6 89V90H5ZM8 89V90H7ZM30 89V92L28 91ZM35 89V90H34ZM68 89V90H67ZM76 89H78V90H76ZM97 89V90H96ZM120 91H119V90ZM122 89V90H121ZM5 90V91H4ZM45 92H43V91ZM54 90V91H53ZM59 90V91H58ZM73 90H74V92H73ZM83 91L84 92V94H83V92L81 93L80 91ZM93 90V91H92ZM99 90V92H97ZM118 90V91H117ZM15 93H14V92ZM20 91H22V92H20ZM33 91H34V94H32L33 93ZM35 91H36V93H35ZM48 91V92H47ZM52 92L53 91V94L52 93H50V92ZM67 91H69V92H67ZM76 91H78V92H80L81 93V95H79V96H76V95H78L79 93L78 92H76ZM92 91V93H90L89 94V92H91ZM95 91V95L93 94V92ZM104 91L106 92L105 94H106V96L104 95ZM113 91H115V93H117L118 92V94L119 95H117L116 94V96H118V97H116V100H115V98L112 100L111 99V97H114V96H111V97H109L110 95H112V93L110 94L109 92H113ZM117 91V92H116ZM231 91V90H230ZM25 93V95L28 97H26L25 95H23L24 93ZM27 92H28V94L30 93V95H28L27 94ZM32 92V93H31ZM43 92V93H42ZM66 92V93H65ZM71 92V93H70ZM100 92L102 93V94H100ZM126 93V95L128 94L127 92H129V96L128 97H126L125 96V93ZM12 93V96H10V94ZM23 93V94H22ZM48 93L50 94V95H48ZM69 93V94H68ZM86 93H87V96H86ZM114 93V94H115ZM122 93V94H121ZM233 92H231V94H232ZM13 94H15L14 96H13ZM32 94V95H31ZM38 94V95H37ZM41 94H42V96H41ZM43 94H44V96H43ZM54 94H56V95H54ZM58 94H61V95H58ZM76 94V95H75ZM131 94V95H130ZM234 94V93H233ZM34 95V96H33ZM48 97H47V96ZM60 97H58V96ZM66 95V96H65ZM68 95V96H67ZM94 95V96H93ZM107 95H109L108 97L110 98V100H108L109 98L107 97ZM236 95V94H235ZM234 95V97L236 98V96ZM20 96V97H19ZM32 96V97H31ZM72 96H74V98H72ZM80 96H82V98L80 97ZM89 96V97H88ZM93 96V97H92ZM107 97L108 99H106L105 97ZM227 96H230V97H232V95H230V92H229V94H228V92H227ZM12 97V98H11ZM31 97V98H30ZM55 97V98H54ZM56 97H58V98H56ZM77 97V98H76ZM97 97V98H96ZM102 97V98H101ZM121 97L123 98V99H121ZM127 98V100H125L126 98ZM130 97H132V99H130L129 100V98ZM10 98V99H9ZM26 98V99H25ZM41 98V99H40ZM44 98H46V99H44ZM71 98V99H70ZM84 98V99H83ZM88 98H89V100H91V101H89L88 100ZM94 98V99H93ZM105 98V99H104ZM15 99V100H14ZM30 99V100H29ZM38 99V100H37ZM49 101H48V100ZM56 101H55V100ZM60 99H61V101H60ZM63 99V100H62ZM70 100L69 102H68V100ZM73 99V100H72ZM93 99V100H92ZM96 99H99V100H97L96 101ZM117 99H118V101H117ZM4 100V101H3ZM36 100V101H35ZM44 100H45V103L43 104V102H44ZM47 100V101H46ZM66 100V101H65ZM108 100V101H107ZM119 100H121V101H119ZM131 101L130 103L129 102H126V101ZM6 101V102H5ZM9 101V102H8ZM13 101V102H12ZM15 101V102H14ZM17 101V102H16ZM41 101V102H40ZM53 102L52 104L54 105V106H52V104H50V102ZM56 103H55V102ZM88 101V102H87ZM94 103H93V102ZM100 101V102H99ZM104 101V102H103ZM105 101H106V103L107 102H111L110 104L109 103H107V104H105ZM123 101V102H122ZM23 102V103H22ZM58 102V103H57ZM71 102V103H70ZM101 102H103V104H101ZM125 102H126V105H125ZM133 102V103H132ZM59 103H61V104H59ZM62 103H64V104H62ZM74 103V104H73ZM81 103V104H80ZM87 103H88V105H87ZM91 103V104H90ZM115 103V104H114ZM117 103V104H116ZM129 103V104H128ZM16 104V105H15ZM22 104V105H21ZM39 104V105H38ZM55 104H57V105H55ZM95 105V106H93V105ZM99 104H101L102 106H104V104H105V106L104 107H102L101 108V106H100V108H101V110L100 109H98L99 107H98V105ZM5 105V106H4ZM12 105V106H11ZM30 105V106H29ZM38 105V106H37ZM41 105H43L42 106V108L40 107ZM62 105V106H61ZM82 105V106H81ZM86 105V106H85ZM114 105H116V108H115V106ZM127 105H129V106H127ZM17 106V107H16ZM19 106V107H18ZM23 106V107H22ZM48 106V107H47ZM73 108H72V107ZM92 106V107H91ZM107 106V107H106ZM112 106H113V108H112ZM131 106H133V107H131ZM197 106V105H196ZM26 107V108H25ZM31 107V108H30ZM34 107V108H33ZM38 107H40V108H38ZM50 107V108H49ZM53 107V108H52ZM54 107H55V109H54ZM57 107H58V109L60 110L61 109V111H59L58 109H57ZM60 107V108H59ZM62 107V108H61ZM112 108V110L109 112V110ZM130 107V108H129ZM12 108H13V111H11L12 110ZM75 108H77L76 110H75ZM107 108V109H106ZM110 108V109H109ZM117 109L118 110V114H117V110H115V109ZM7 109V110H6ZM15 109V110H14ZM16 109H17V111H16ZM33 109V110H32ZM41 109H43L42 111H41ZM48 109V112L46 111ZM52 109V111H50V110ZM95 109H97V110H95ZM109 109V110H108ZM114 109V110H113ZM4 110V111H3ZM56 110V111H55ZM68 112H67V111ZM89 110V111H88ZM99 110H100V112H102V110H104L103 111V113L105 114V115H107L108 113V116H105L103 113L102 114H100L99 113V115L97 114V112H99ZM108 110V111H107ZM131 110V111H130ZM3 111V112H2ZM24 111V112H23ZM33 111H36L35 112V117H34V112ZM59 111V112H58ZM63 111V112H62ZM73 111V112H72ZM83 111V112H82ZM97 111V112H96ZM107 111V112H106ZM38 112L40 113V114H38ZM60 112H62V113H60ZM87 112V113H86ZM89 112V113H88ZM95 112V113H94ZM131 112V113H130ZM26 113V114H25ZM29 113H33L32 114V116H33V118H32V116L30 117V114ZM43 113V114H42ZM72 113H74V114H72ZM111 113H113V114H111ZM44 114H45V116L47 115V117L45 118L44 117ZM54 114V115H53ZM71 116H70V115ZM94 114V117L92 116V115ZM98 115V116H96V118H95V115ZM111 114V115H110ZM133 114V115H132ZM38 115V116H37ZM40 115V116H39ZM51 115H53V116H51ZM100 115L101 116H103V117H101L102 118V120H105V117H109V115H110V118L111 117H113V118H120V116H122L120 119H122V120H118L117 119V121H118V123L117 122H115V123H117V125H118V128H117V125H116V127H115V129H118L119 130V134L117 133V131L118 130H116V132H115V130H113L114 128H112V130L111 129H108V127H112L111 126V123L109 124V120H111L110 122H112L113 120V118H111V119H108V122L106 123V122H104V121H102L101 122V120H100ZM118 115V117H116ZM18 116V117H17ZM24 116V117H23ZM27 116V117H26ZM36 116H37V118H39V120H44V121H42V122H44V123H42L41 121H39L38 119H36ZM56 116V117H55ZM57 116H58V118H57ZM61 116V117H60ZM86 116V117H85ZM168 116H171V117H168ZM9 117V118H8ZM13 117V118H12ZM30 117V118H29ZM52 117V118H51ZM63 117V118H62ZM77 117V118H76ZM131 117H132V119H131ZM174 117V118H173ZM2 118V119H3ZM24 118V119H23ZM27 118H28V123H26L27 121H25V120H27ZM35 118V119H34ZM55 118V120H53ZM67 118V119H66ZM74 118V119H73ZM96 120H95V119ZM97 118H99V119H97ZM170 118V119H169ZM176 117L174 116V114L173 113H170L169 115H167V118H164L163 119V121H162V125H163V127L165 128V130H166V132L169 134H171L172 136H173V134H174V137H172L171 135H169L170 137H172L173 139L176 137L177 138V133H178V135H179V133H186V137L188 136V134H189V136H190V133H188L189 132V130H187L186 129V124H187V121L184 119V121H180V119H177V121H176V119H175ZM2 119H0V120H2ZM8 119H10V121L8 120ZM11 119H12V121H11ZM14 119V120H13ZM18 119H20V120H18ZM29 119H30V121H32V119H34L33 121H32V123H29L30 121H29ZM69 119V120H68ZM73 119V120H72ZM79 119V120H78ZM89 119V120H88ZM172 119H175V123H174V121L172 120ZM15 120H17V121H15ZM57 120V121H56ZM59 120H60V122H59ZM63 122H62V121ZM66 120H68L67 122H66ZM90 120H91V123H90ZM97 121V124H95L96 122H94V121ZM100 120V121H99ZM132 120H134V121H132ZM165 120H166V122H165ZM14 121H15V124L16 125H18V123H19V121H20V125H18L17 127H16V125L14 124ZM35 121H39L37 124H36V122ZM74 121H77V122H74ZM86 121V122H85ZM98 121L100 122V124H102L103 122H104V125L106 126L107 124H109L108 126H103V124H102V126H100V124L98 123ZM107 121V120H106ZM115 121V120H114ZM114 121H113V124H114ZM120 121V122H119ZM171 121V122H170ZM179 121V122H178ZM186 121V122H185ZM6 122L9 124V123H11L12 125H14L13 127H8V124H6ZM13 122V123H12ZM22 122H23V124H24V122L26 123V124H22ZM40 122H41V124L44 126H41V124H40ZM54 122V123H53ZM88 122V123H87ZM186 123V124H184V123ZM2 123H4L3 124V127H2ZM51 123H53V124H51ZM59 123H61V124H59ZM67 123H69V125L67 124ZM72 123H73V125H72ZM76 123V124H75ZM94 123V124H93ZM134 123V124H133ZM180 123V124H179ZM184 125H183V124ZM11 124H9V126H12ZM30 124H33V125H29ZM36 124V125H35ZM51 124V125H50ZM56 124V125H55ZM98 124H99V126L102 128H105V129H103V132H102V129L100 130L99 129V126H98ZM112 124V125H113ZM173 125V126H175V129L173 130L172 128H173V126H172V128H171V125ZM176 124V125H175ZM22 125H23V127H22ZM28 126V129H27V126ZM41 127H40V126ZM61 125V126H60ZM65 125H66V127L68 128V129H64V127H65ZM70 125H72V127L75 125H79L78 126V129H79V131H78V129H77V126L74 128H72ZM84 125H85V128H84ZM94 127H93V126ZM114 125V126H115ZM165 125V126H164ZM178 125H180V126H178ZM5 126H6V128H5ZM19 126L21 127V129H19ZM31 126H33V127H31ZM37 126H39V128H37ZM47 126H48V128H47ZM51 126V127H50ZM113 126V127H114ZM129 126V127H128ZM184 126H185V128H184ZM1 127H2V132H1ZM14 127H16L17 129H18V131L20 130V132H19V135H17V133H18V131H17V129L16 128H14ZM35 127H36V129H35ZM55 127H57L58 129H56ZM61 127H62V129H61ZM70 127V128H69ZM80 127V128H79ZM86 127H87V129H86ZM98 127V129L101 131V133L100 134H98L99 132V130L98 129H96ZM129 129H128V128ZM133 127H134V129H133ZM7 129V128H9L8 130H10V128L12 129V128H14V130L13 131H11V133L9 134V131L8 130H5V129ZM23 128H24V130H23ZM26 128V129H25ZM32 129V131H31V129ZM41 128V129H40ZM53 128V129H52ZM84 128V129H83ZM90 128V129H89ZM95 128V129H94ZM131 128V129H130ZM179 128V130H177V129ZM34 129V130H33ZM50 129V130H49ZM73 129H75V130H73ZM80 129H82V130H80ZM92 129V130H91ZM172 129V133L171 132H168V131H170V130ZM185 129V130H184ZM30 130V131H29ZM50 131V133H51V135H53V136H51L50 135V133H49V131ZM54 132H53V131ZM58 130H59V132H58ZM62 130V131H61ZM89 130H91V131H89ZM95 130H97V132H93V131H95ZM105 130V131H104ZM133 130H134V132H133ZM177 132H176V131ZM15 131V132H14ZM24 131V132H23ZM27 131V132H26ZM34 131L36 132V131H38L36 134L34 133ZM43 131V132H42ZM47 131V132H46ZM74 131V132H73ZM81 131V132H80ZM111 133H110V132ZM126 131V132H125ZM130 131V132H129ZM4 132H6V133H8L7 135H6V133H4ZM14 134H16V135H14ZM23 132V133H22ZM29 132V133H28ZM39 132H40V134H39ZM65 132V133H64ZM85 132V133H84ZM105 132V133H104ZM107 132H109V133H107ZM115 132V134L117 133L118 135H119V137H116V135L114 134V136H113V133ZM174 132V133H173ZM4 133V134H3ZM25 133H28V134H25ZM33 133V134H32ZM44 133V134H43ZM57 133H61V134H57ZM63 133H64V135H63ZM89 133H91V134H89ZM103 133V134H102ZM121 133H122V135H121ZM128 133V134H127ZM183 133L181 134L182 136H183ZM2 134H3V136H2ZM14 135V137L13 136H10V135ZM25 134V135H24ZM37 134H39V135H37ZM42 134V135H41ZM69 134V135H68ZM92 134H93V136H92ZM133 134H134V136H133ZM9 135V136H8ZM49 135H50V140H48L49 139ZM54 135H55V138H54ZM74 135V136H73ZM88 135H90V136H88ZM101 135V136H100ZM111 135V136H110ZM117 135V136H118ZM121 135V136H120ZM126 135V136H125ZM129 135V136H128ZM176 135V136H175ZM181 135H179L180 137H181ZM38 136V137H37ZM43 136V137H42ZM47 136H48V138H47ZM67 136V137H66ZM92 136V137H91ZM96 138H95V137ZM108 136V137H107ZM110 136V137H109ZM128 136V137H127ZM188 136V137H189ZM4 137V138H3ZM10 137H12L11 139H10ZM22 139H21V138ZM42 137V138H41ZM46 137V138H45ZM59 137V138H58ZM61 137V138H60ZM69 137V138H68ZM85 137H86V139H85ZM93 139L92 141H91V138ZM134 137V138H133ZM187 137V138H188ZM34 138H36V139H34ZM44 138V139H43ZM73 138V139H72ZM88 138H90V139H88ZM98 138V139H97ZM111 138H115V141L113 140V139H111ZM120 138V139H119ZM123 138V139H122ZM125 138V139H124ZM128 138V139H127ZM175 138V139H176ZM31 139H32V141H31ZM56 139H57V141H56ZM65 139H66V141H65ZM68 139V140H67ZM3 140V141H2ZM5 140V141H4ZM7 140V141H6ZM10 140H11V145H9L10 143ZM22 140V141H21ZM41 140L43 141V142H41ZM63 140V141H62ZM83 140V141H82ZM95 140H97V141H95ZM109 140V141H108ZM14 141V142H13ZM48 141H50V143L53 145H51ZM53 141L56 143V144H54L53 143ZM86 141V142H85ZM90 141V142H89ZM94 141V142H93ZM98 141H100V142H98ZM119 142V143H116V142ZM157 141H161V140H159V139H157ZM3 142H4V144H3ZM26 142H27V144H26ZM39 142H41V143H43V144H41V143H39ZM46 142H47V144H46ZM59 142V143H58ZM70 142H72V143H70ZM93 144H92V143ZM159 142H157V143H159ZM7 143V144H6ZM14 143L16 144V145H14ZM39 145H38V144ZM60 143H61V146H60ZM86 145V147H85V145ZM86 143H88V146H87V144ZM114 143H116V144H114ZM24 144V145H23ZM41 144V145H40ZM69 144V145H68ZM97 144H99V145H97ZM102 144H104V145H102ZM114 144V145H113ZM128 144V145H127ZM5 145H6V147H5ZM55 145H58V146H55ZM63 145H65V146H63ZM77 147H75V146ZM83 145V146H82ZM116 145V146H115ZM134 145V146H133ZM156 145H158V144H156ZM159 145H160V143H159ZM45 146V147H44ZM47 146V147H46ZM54 147V148H52V147ZM96 146V147H95ZM115 146V147H114ZM190 146H191V149L192 150H194V152L190 149ZM190 146L188 147V150L186 151V155H184V157L186 158H184L183 159V161H182V163H181V167H182V169H184L185 168V170H183L184 171V173L185 174H191L192 172L193 173H197V172H201V173H203V175H206L207 177H212L211 176V172H213V167H212V160H211V158L210 157H204L203 158V156H200V155H198L197 154V151L193 148V146L190 144ZM2 147H4V148H2ZM17 147V148H16ZM35 147V148H34ZM50 147V148H49ZM72 147V148H71ZM79 147V148H78ZM88 147V148H87ZM91 147V148H90ZM108 147V148H107ZM12 150H11V149ZM24 150H23V149ZM33 148V149H32ZM41 148V149H40ZM45 148H47V150L45 149ZM65 149L64 151H63V149ZM82 148V149H81ZM83 148H85V149H83ZM90 148V149H89ZM99 148V149H98ZM128 148V149H127ZM130 148L132 149V150H130ZM15 149V150H14ZM32 149V150H31ZM51 150L52 149V151L50 152L49 150ZM55 149V150H54ZM70 150V152H68L69 150ZM73 149V150H72ZM106 149V150H105ZM134 149V150H133ZM18 150V151H17ZM26 150V151H25ZM36 150V151H35ZM47 152H46V151ZM58 150H59V152H58ZM61 150H62V152H61ZM66 150H68V151H66ZM77 150H79V151H77ZM85 150V151H84ZM89 150H91V151H89ZM105 150V151H104ZM191 150V151H190ZM34 151V152H33ZM43 151H44V154H42L43 153ZM81 151V152H80ZM84 151V152H83ZM134 153H133V152ZM188 151L190 152V153H188ZM11 152V153H10ZM16 152H17V155H16ZM27 152V153H26ZM60 152H61V154H60ZM64 152H65V154H64ZM66 152H68V153H66ZM77 152V153H76ZM85 152H87L88 154H89V156H87L86 157V155H87V153H85ZM96 152H99V153H96ZM118 152V153H117ZM34 153V154H33ZM40 153H41V155H40ZM50 153V154H49ZM54 153H56V154H54ZM59 153V154H58ZM71 153V154H70ZM81 153V154H80ZM94 153V154H93ZM194 154V156H193V154ZM12 154V155H11ZM19 154V155H18ZM26 154V155H25ZM36 154V155H35ZM53 156H52V155ZM70 154V155H69ZM80 154V155H79ZM83 154V155H82ZM97 154H99V155H97ZM116 154V155H115ZM189 154V155H188ZM21 155V156H20ZM27 155H28V157H27ZM51 155V156H50ZM55 155H56V157H55ZM57 155H59V156H57ZM66 157H65V156ZM76 157H75V156ZM77 155H78V157H77ZM93 155V156H92ZM191 155V156H190ZM33 156V157H32ZM62 156V157H61ZM73 157V160H72V157ZM5 157V158H4ZM39 157V158H38ZM52 157V158H51ZM58 157H60L59 159H58ZM70 157V158H69ZM89 157V158H88ZM97 157V158H96ZM189 157H190V159H189ZM193 157V158H192ZM24 158V159H23ZM25 158H26V160H25ZM29 160H28V159ZM34 158V159H33ZM55 158V159H54ZM68 158V159H67ZM76 160H75V159ZM78 158V159H77ZM81 158V159H80ZM86 160H85V159ZM95 158V159H94ZM103 158V159H102ZM195 158H197V160L195 159ZM201 158H203V159H201ZM49 159V160H48ZM52 159H54L53 161H51ZM67 159V160H66ZM90 159V160H89ZM91 159L93 160V161H91ZM116 159V160H115ZM189 159V160H188ZM20 160H21V163H20ZM25 160V161H24ZM61 160H62V162H63V164H61L62 162H61ZM80 160V161H79ZM83 160V161H82ZM186 160V161H185ZM22 161H24V162H22ZM29 161V162H28ZM31 161V162H30ZM51 161V162H50ZM66 161V162H65ZM77 161H79V162H77ZM133 161H135L136 163H137V165H136V163L135 162H133ZM192 161H195V164H194V162H192ZM198 161H199V164H197L198 163ZM201 161L203 162L202 164H201ZM206 161V162H205ZM208 161V162H207ZM33 162V165H31V163ZM44 162V163H43ZM50 162V166L52 167V169H55V170H51V168L50 169H48L50 166H46L48 163ZM69 162V163H68ZM75 162V163H74ZM77 162V163H76ZM114 162H115V165H114ZM187 162V163H186ZM188 162H189V164H188ZM192 162V163H191ZM211 162V163H210ZM61 165H60V164ZM68 163V164H67ZM73 163V164H72ZM184 163H185V165H184ZM205 163V164H204ZM22 164V165H21ZM25 164H27V166H29V167H26V165ZM52 164V165H51ZM66 164H67V166H66ZM75 164V165H74ZM86 164V165H85ZM90 164V165H89ZM118 164V165H117ZM136 165V167H133V166H135ZM192 166H191V165ZM211 164V165H210ZM54 165L56 166V167H54ZM63 165V166H62ZM85 165V166H84ZM99 165V166H98ZM106 165V166H105ZM145 165V164H144ZM190 165V166H189ZM200 165H202V167L200 166ZM41 166V167H40ZM45 166V167H44ZM60 166H62V167H60ZM89 166V167H88ZM184 166V167H183ZM191 167V168H189V167ZM197 166H199V167H197ZM39 167V168H38ZM44 167V168H43ZM48 167V168H47ZM59 167V168H58ZM85 167V168H84ZM96 167V168H95ZM115 167V168H114ZM188 167V168H187ZM193 167H195L194 168V170H193ZM28 168V169H27ZM44 170H43V169ZM45 168H47L48 170L46 171V172H44L45 171ZM58 170H57V169ZM61 168H62V170H61ZM197 168V169H196ZM198 168H199V170H198ZM201 168H202V170H201ZM206 168V169H205ZM17 169L19 170V171H17ZM25 169H26V171H25ZM34 169V170H33ZM41 169H42V171L45 173V175H44V178L42 177V176H40V171H41ZM67 169V170H66ZM72 169V170H71ZM91 169H94V172H92L93 170H91ZM108 169V170H107ZM188 171H187V170ZM189 169L192 171V172H190L189 171ZM23 170H24V174H23ZM39 170V171H38ZM49 170H51L50 172H49ZM76 170V171H75ZM80 170H81V172H80ZM87 170V171H86ZM112 172H111V171ZM196 170V171H195ZM41 171V172H42ZM55 171H57L58 172V174L59 173H61V171H62V173H61V175L59 174H57V172H55ZM67 171V172H66ZM85 171V172H84ZM100 172V173H98V172ZM195 171V172H194ZM203 171V172H202ZM204 171H208V172H204ZM5 172H6V174L8 173L9 175H7L6 176V174H5ZM52 172V173H51ZM54 172V173H53ZM66 172V173H65ZM69 172V173H68ZM73 172V173H72ZM88 172V173H87ZM92 174H91V173ZM97 172V173H96ZM136 172H138V173H136ZM142 172V173H141ZM209 172H210V174H209ZM1 173H3V174H1ZM39 173V174H38ZM43 173V174H44ZM46 173L47 174H49L48 176L46 175ZM80 173V174H79ZM95 173V174H94ZM117 173V174H116ZM143 173L145 174V175H143ZM200 173V174H201ZM205 173V174H204ZM52 174H54V175H52ZM55 174H56V176H55ZM69 176H68V175ZM74 174V175H73ZM101 174H102V176H101ZM149 174V175H148ZM151 174V175H150ZM161 174V175H160ZM208 174H209V176H208ZM14 175V176H13ZM18 175V176H17ZM21 175V176H20ZM35 175V176H34ZM37 175H39V176H37ZM41 175H42V173H41ZM78 175V176H77ZM82 175V176H81ZM89 175V176H88ZM95 175H97L96 176V178H97V180H96V178H95ZM118 175V176H117ZM148 175V176H147ZM152 175H153V177H154V179H152V178H150V176L152 177ZM157 175V176H156ZM159 175L161 176V177H159ZM2 176H6L5 177V179L7 180V182H4V177L2 178ZM24 176V177H23ZM47 178H46V177ZM50 176V177H49ZM54 176H55V180H53L54 179ZM59 176V177H58ZM65 176H66V178H65ZM84 176V179H80V177H83ZM86 176V177H85ZM91 176V177H90ZM94 178H93V177ZM140 176V177H139ZM19 177V178H18ZM33 177V178H32ZM61 177V178H60ZM63 177V178H62ZM70 177V178H69ZM102 177V178H101ZM104 177V178H103ZM147 179H145V178ZM150 179H149V178ZM156 177H158V178H156ZM1 178L3 179V181H1ZM10 178V179H9ZM36 178V179H35ZM41 178H42V180H41ZM52 179L51 181H52V183L51 182H49V180H48V184H46L45 182H47V179ZM59 178V179H58ZM68 178V179H67ZM89 178V179H88ZM99 178H100V180H102V181H100L99 180ZM136 178V179H135ZM140 178V179H139ZM142 178H144V180L142 179ZM156 178V179H155ZM160 178V179H159ZM168 178V179H167ZM12 179H15L12 183L11 182H9V181H11ZM45 179V180H44ZM70 179H74L73 181H71ZM88 179V180H87ZM92 179L94 180V182L91 184V181H92ZM5 180V181H6ZM25 180V181H24ZM28 180H30L29 182L30 183H34V184H37L36 186L38 187V186H40L41 184L40 183H42V184H44L43 186H44V188L42 187V186H40L41 188H37L35 185H34V189H33V186H32V184H30L29 182H28ZM32 180H34V181H32ZM56 180H58V181H56ZM60 180V181H59ZM66 180V181H65ZM84 180V181H83ZM86 180V181H85ZM96 180V181H95ZM137 180V181H136ZM142 180V181H141ZM150 180H152V181H150ZM154 180V181H153ZM155 180H156V182H155ZM158 180V181H157ZM166 180V181H165ZM21 181V182H20ZM24 181V182H23ZM32 181V182H31ZM39 183V185H38V183ZM41 181V182H40ZM54 181H56V182H61L60 184L58 183V184H56V182H54ZM71 181V182H70ZM82 181V182H81ZM99 181V182H98ZM112 181V182H111ZM134 181H136V182H134ZM144 181V182H143ZM161 181V182H160ZM163 181V182H162ZM9 182V183H8ZM18 182V183H17ZM65 182V183H64ZM73 182H78V183H73ZM90 182V183H89ZM149 182H151V183H149ZM156 184H155V183ZM165 182V183H164ZM17 183V184H16ZM49 183H51V184H54L55 186H52L51 184H49ZM66 183H67V186H65L66 185ZM89 183V184H88ZM97 183V184H96ZM103 183V184H102ZM110 183V184H109ZM115 183V184H114ZM118 183V184H117ZM134 183V184H133ZM143 183V184H142ZM147 183V184H146ZM160 183V184H159ZM162 183V184H161ZM10 184V186H8ZM14 184V185H13ZM19 184V185H18ZM22 184H24L23 186H22ZM27 184V185H26ZM28 184H29V186L31 187L32 186V188H30L29 186H28ZM72 184H73V186H72ZM79 184V185H78ZM83 184H84V186H83ZM96 186H95V185ZM100 184V185H99ZM112 184V185H111ZM136 184V185H135ZM141 184V185H140ZM149 184V185H148ZM169 184V185H168ZM8 186V187H6V186ZM16 185H18L17 187H16ZM48 185V188L50 189H48V188H46V186ZM50 185V186H49ZM61 185V187H59ZM70 185V186H69ZM78 185V186H77ZM93 187H92V186ZM98 185V186H97ZM103 185H104V187H103ZM113 185H114V187H113ZM135 185V186H134ZM144 185L145 186H147V187H145V188H147V189H145L144 188ZM155 185V186H154ZM157 185V186H156ZM158 185H160V186H158ZM5 188H4V187ZM19 186H20V188H19ZM22 186V187H21ZM56 186H57V188H56ZM133 186V187H132ZM141 186V187H140ZM24 187V188H23ZM26 187V188H25ZM27 187H29L32 191H30L29 190V188H28V191L27 190H25V189H27ZM55 189L56 188V190L57 191H53V189ZM71 187V188H70ZM82 187V188H81ZM98 187V188H97ZM151 189H150V188ZM1 188H3V189H1ZM13 188H16L15 190H12ZM43 188V189H42ZM61 188V189H60ZM64 188V189H63ZM67 188V189H66ZM76 188V189H75ZM87 188V189H86ZM92 188V189H91ZM105 188V189H104ZM134 188H136V189H134ZM138 188V189H137ZM141 188V190L140 191H143V192H146V193H140L139 194V189ZM159 188H161L160 190H159ZM22 189V193H21V190ZM25 190V192H24V190ZM36 189V190H35ZM46 191H45V190ZM71 189V190H70ZM86 189V190H85ZM96 189H98V190H96ZM150 189V190H149ZM159 190V191H157V190ZM11 190V191H10ZM17 190H19V191H17ZM41 190H43V191H41ZM66 190V191H65ZM68 190V191H67ZM75 190V191H74ZM77 190V191H76ZM79 190V191H78ZM92 190V191H91ZM103 190H105V191H103ZM134 190H136V191H134ZM157 192H156V191ZM2 191V192H1ZM8 191H10V192H8ZM27 191V192H26ZM33 191H35L36 193L38 192L39 193V195H40V197H41V194L44 196V198H43V196L40 198V197H38V193L36 194L35 192V194H32V193H30V192H33ZM52 191V192H51ZM59 191V192H58ZM84 193H83V192ZM87 191V192H86ZM94 191V192H93ZM138 191V192H137ZM16 192H18V193H16ZM42 192H45V194H43ZM48 193V195L50 196V198H49V196L47 195V193ZM50 192H51V194H50ZM54 192V193H53ZM70 192H73L72 194L74 195V197H73V195H71L70 194ZM98 192V193H97ZM135 192H137V193H135ZM151 192L153 193L152 194V196H151ZM163 192V193H162ZM165 192V193H164ZM5 193V194H4ZM13 193L15 194V195H13ZM41 193V194H40ZM63 193V194H62ZM70 195H69V194ZM94 193V194H93ZM106 193V194H105ZM135 193V194H134ZM148 193V194H147ZM154 193H156V194H154ZM7 194V195H6ZM18 194V195H17ZM28 194V195H27ZM53 194V195H52ZM68 194V195H67ZM81 194V195H80ZM87 194H89V195H87ZM99 194L101 195V196H99ZM132 194V195H131ZM139 194V195H138ZM146 194V195H145ZM166 194V195H165ZM1 195H2V197H1ZM3 195H4V197H3ZM17 195V196H16ZM27 197H25V196ZM53 197H52V196ZM59 195V196H58ZM79 195V196H78ZM88 197H87V196ZM98 195V196H97ZM138 195V196H137ZM143 195H144V197H143ZM149 195V196H148ZM154 195V196H153ZM156 195V196H155ZM158 195H160L159 197H158ZM30 196V197H29ZM32 196H34V198H32ZM48 196V197H47ZM61 196H62V198H61ZM136 198H135V197ZM142 196V197H141ZM150 196H151V199H150ZM164 198H163V197ZM9 197V198H8ZM12 197V198H11ZM30 199H29V198ZM56 197V198H55ZM76 197V198H75ZM77 197H79L80 199H82V200H80V199H77ZM155 197H158L157 199H159V202H160V204H159V202H158V200L155 198ZM23 198V199H22ZM45 198H46V200H45ZM57 198H59V199H57ZM63 198H66V199H63ZM69 198V199H68ZM73 198V199H72ZM89 199V200H87V199ZM103 198V199H102ZM138 198V199H137ZM13 199H14V201H13ZM22 199V200H21ZM34 199V200H33ZM42 199V200H41ZM86 201H85V200ZM93 199V200H92ZM99 201H98V200ZM133 199H135V200H133ZM141 199H146V200H142V201H140ZM153 199V200H152ZM162 199H164L163 201H162ZM166 199H167V203H166ZM11 200V201H10ZM31 200V201H30ZM44 200V201H43ZM62 200V201H61ZM79 200V201H78ZM97 200V201H96ZM140 202H142L141 204L139 203V201ZM155 200H157V204H155L156 203V201ZM0 201V202H1ZM6 201V202H5ZM13 201V202H12ZM35 201V202H34ZM38 201V202H37ZM66 201V202H65ZM69 201V202H68ZM75 201V202H74ZM89 201V202H88ZM92 201V202H91ZM133 201V202H132ZM135 201H137L138 203H136ZM145 201V202H144ZM148 202V204L150 205H148L147 204V202ZM169 201V202H168ZM4 202H5V204H4ZM15 202V203H14ZM17 202V203H16ZM44 202V203H43ZM51 202V203H50ZM59 202V203H58ZM64 202V203H63ZM78 204H77V203ZM85 202V203H84ZM101 202V203H100ZM104 202V203H103ZM105 202L107 203V204H105ZM256 202V200H254V201H252V203L251 204H253V206H257V203H255ZM10 203V204H9ZM12 203V204H11ZM27 205H26V204ZM33 203V204H32ZM50 203V205H48ZM80 203V204H79ZM97 203H100V205L99 204H97ZM152 203H153V205H152ZM4 204V205H3ZM30 204V205H29ZM36 204H38L37 206H35ZM74 204V205H73ZM77 204V205H76ZM83 204V205H82ZM86 204V205H85ZM90 204V205H89ZM94 204H95V206L96 207H94ZM103 204V205H102ZM109 204V205H108ZM141 206H140V205ZM144 204V205H143ZM146 204V205H145ZM3 205V206H2ZM15 205V206H14ZM17 205V206H16ZM52 205V206H51ZM58 205V206H57ZM71 205H73V206H71ZM82 206V208H81V206ZM105 205H107V206H105ZM110 205H112V206H110ZM127 205V206H126ZM130 206V208H129V206ZM137 205H139V206H137ZM148 205V206H147ZM166 205V206H165ZM4 206H6L7 207V209H5L6 207H4ZM20 206V207H19ZM50 206V207H49ZM63 206V207H62ZM78 206V207H77ZM80 206V207H79ZM98 206V207H97ZM110 206V207H109ZM114 206V207H113ZM120 206V207H119ZM123 206V207H122ZM137 207V208H135V207ZM158 208V210H157V208ZM165 206V207H164ZM180 206V207H179ZM252 206V207H253ZM13 207V209L12 210H10L11 208ZM28 207H30V208H28ZM61 207V208H60ZM67 209H66V208ZM89 207V208H88ZM92 207V208H91ZM102 207V208H101ZM147 207V208H146ZM153 207H154V209H155V211H154V209H153ZM161 207V208H160ZM164 207V208H163ZM172 207V208H171ZM177 207H179V208H177ZM239 207H241L242 209H240ZM16 208V209H15ZM20 208V209H19ZM69 208V209H68ZM72 208V209H71ZM88 208V209H87ZM94 208H98V209H100V211L102 210V211H104V213L101 211H97L96 209H94ZM107 208V210H105ZM110 208V209H109ZM113 208V209H112ZM136 210H135V209ZM140 208H142V209H140ZM160 208V209H159ZM4 209V210H3ZM32 209V210H31ZM40 209V210H39ZM53 209V210H52ZM55 209V210H54ZM65 209V210H64ZM82 211H81V210ZM84 209H85V213H84ZM115 209V210H114ZM131 209H132V211H131ZM133 209H134V211H133ZM140 209V210H139ZM149 209V210H148ZM150 209H153V211L152 210H150ZM164 209V211H162ZM20 210V211H19ZM49 210V211H48ZM67 210V211H66ZM72 210H74V211H72ZM80 210V211H79ZM95 210L97 211V212H95ZM108 210L110 211V212H108ZM146 210H148V211H146ZM171 210V211H170ZM175 210V211H174ZM244 210H245V205H243V204H239V205H237V206H235L234 208H232L231 209V213L232 214H230V215H232V216H230L231 218H230V221H231V226H230V233L232 234V236H233V238H235L234 240H233V238L230 236L229 237V239H231V243H233V247L231 248L230 247V249L229 250H231V252H232V255L230 254V256H232V258H231V261H232V259L234 260V261H232V262H234L233 264H238V262H239V264L240 263H242V264H246L247 263V260H242V258L244 259V257L242 256V252H243V250L246 252V244L248 243V241H246L245 239H246V237H245V235H246V225L247 224H249V223H252V221L253 222H256V221H254V219L255 220H257V219H259V217L260 216H258V214H256V212L255 211H249V212H247V213H244ZM252 210H255V209H253L252 208ZM5 211V212H4ZM8 213H7V212ZM11 211V212H10ZM42 212V215H43V213L44 214H46L47 215V217H51V216H57V217H51V220L50 221H52V219L53 220H57L58 221V219L59 220H61L62 219V221H59V222H62V223H60L59 224V226H58V222L56 223L55 221H52V222H50L49 220H47L48 218H46L44 215V217H42V219L40 218L41 216H39V214H38V212ZM44 211V212H43ZM47 211V212H46ZM66 211V212H65ZM78 211H79V214H78ZM93 211V212H92ZM127 211V212H126ZM141 212V214L140 213H138V212ZM144 211H146V212H144ZM150 211V212H149ZM156 211H157V213H156ZM168 211V212H167ZM173 211H174V213L176 214L175 215V218L173 217V216H171V214L173 213ZM179 211V212H178ZM4 212V213H3ZM13 212H15V213H17V215L15 216L14 214H13ZM19 212V213H18ZM53 212V213H52ZM55 212V213H54ZM72 213V215H71V213ZM74 212H76L75 213V215L76 216H74ZM87 212V213H86ZM112 212V213H111ZM113 212H114V214H113ZM121 212H123V213H121V214H123V216L120 214ZM149 212V213H148ZM160 212V213H159ZM165 214H164V213ZM2 213V214H1ZM24 213V214H23ZM49 214V216H48V214ZM67 213H69V214H67ZM81 213V214H80ZM83 213V214H82ZM90 213H92L91 215H90ZM102 213V214H101ZM107 213L109 214V217L110 218H108V215H107ZM132 213H133V217H132ZM135 213H136V215H135ZM156 213V214H155ZM167 213V214H166ZM243 213V214H242ZM249 213H250V215H249ZM254 213V214H253ZM50 214H51V216H50ZM52 214H54V215H52ZM63 216H62V215ZM95 214V215H94ZM97 214H99V217H98V215ZM106 214V215H105ZM146 214V215H145ZM151 216H150V215ZM152 214H153V216H152ZM234 214V215H233ZM237 214V215H236ZM253 214V215H252ZM2 215V216H1ZM4 215V216H3ZM14 215V216H13ZM34 215H36V216H34ZM61 215V216H60ZM80 215V216H79ZM88 215V216H87ZM91 216V218L90 219H88L90 216ZM115 216V217H113V216ZM130 215V216H129ZM138 215V216H137ZM150 216V217H145V216ZM156 215V216H155ZM161 215V216H160ZM236 215V216H235ZM13 216V217H12ZM72 216V217H71ZM83 216H85V217H83ZM103 216V217H102ZM105 216V217H104ZM129 216V217H128ZM135 216V217H134ZM170 216H171V218H170ZM252 216V217H251ZM3 217H4V219H3ZM10 217V218H9ZM16 217V218H15ZM29 217V218H28ZM62 217V218H61ZM65 217H66V219H65ZM71 217V218H70ZM88 217V218H87ZM107 217V218H106ZM119 217V218H118ZM123 217H125V218H123ZM130 217H132V218H130ZM141 217V218H140ZM156 217V218H155ZM158 217V218H157ZM173 217V218H172ZM246 217V218H245ZM11 218H13V220L11 219ZM22 218V219H21ZM31 218V219H30ZM40 218V219H39ZM58 218V219H57ZM80 218V219H79ZM83 218H85V219H83ZM101 218V219H100ZM105 218V219H104ZM114 218H116V220L114 219ZM121 218H123L122 219V221H120L121 220ZM137 218V219H136ZM139 218V219H138ZM151 218V219H150ZM168 218V219H167ZM249 218V219H248ZM9 219H10V221H9ZM16 219V220H15ZM18 219V220H17ZM19 219H21V221L23 222V223H21V221L19 220ZM50 219V218H49ZM63 219H64V221H63ZM71 219V220H70ZM75 219V220H74ZM78 219V221H76ZM96 219V220H95ZM100 219V220H99ZM107 219H110V223H109V221L107 220ZM125 219H126V221H125ZM128 219H130V220H128ZM144 219L146 220V221H144ZM155 219V220H154ZM164 219V220H163ZM174 219V220H173ZM241 219H242V221H241ZM2 220V221H1ZM42 220H46L45 222L44 221H42ZM67 220H69L68 222H66ZM84 220H86V221H84ZM90 220H91V222H90ZM98 220V221H97ZM105 220V221H104ZM127 220L128 221H130V222H127ZM136 220V221H135ZM144 221V222H142V221ZM148 220V221H147ZM154 221V222H152L151 223V221ZM236 220V221H235ZM16 221H18V222H16ZM35 221V222H34ZM48 221V222H47ZM70 221H72V222H70ZM88 221V222H87ZM94 221H97V222H94ZM102 221H104V222H102ZM111 221H114V222H111ZM116 221V222H115ZM117 221H119V222H117ZM126 222L127 224H125L124 222ZM170 221V222H169ZM171 221H172V223H171ZM173 221H174V224H173ZM177 221V222H176ZM245 221V222H244ZM11 222V223H10ZM16 222V223H15ZM47 222V223H46ZM76 224H79V225H76ZM94 222V223H93ZM106 222V223H105ZM123 224H122V223ZM137 222V223H136ZM167 222V223H166ZM176 222V223H175ZM233 222V223H232ZM241 222H242V224H241ZM21 223V224H20ZM33 223V224H32ZM38 223V224H37ZM51 223V224H50ZM65 223V224H64ZM72 223H74V224H72ZM82 225H81V224ZM85 223V224H84ZM87 223V224H86ZM92 224V226H91V224ZM98 223H101V224H99L98 225ZM134 223V224H133ZM145 224V225H143V224ZM148 223V224H147ZM169 223V224H168ZM178 223V224H177ZM239 223V224H238ZM17 224H19L18 226H20L19 228L21 229L20 231H18V228H17V230L16 231H14L13 233H15V235H13V233H12V231H13V229H14V226H17ZM32 224V225H31ZM54 224V225H53ZM64 224V225H63ZM109 224V225H108ZM112 224V225H111ZM118 224V225H117ZM121 225V232H120V225ZM129 224V226H127ZM153 224V225H152ZM173 226H171V225ZM236 224V226L234 227V225ZM9 225V226H8ZM12 226V228H11V226ZM21 225H23L22 227H21ZM61 225V226H60ZM85 225V226H84ZM95 225V226H94ZM111 225V226H110ZM114 225V226H113ZM124 225H125V227H124ZM135 225V226H134ZM141 225L144 227H141ZM146 225H147V228H146ZM151 225V226H150ZM157 226V228H156V226ZM161 225V226H160ZM164 225V226H163ZM241 225V226H240ZM30 226V227H29ZM36 226V227H35ZM39 226V227H38ZM43 226V227H42ZM55 226V227H54ZM65 228H64V227ZM67 226V227H66ZM72 226H74V227H72ZM77 226H78V228H77ZM150 226V227H149ZM153 226V227H152ZM170 226V227H169ZM175 226V227H174ZM8 227V228H7ZM11 228V230H10V228ZM50 227V228H49ZM55 229H54V228ZM71 227H72V229H71ZM83 229H81V228ZM91 227V229H89ZM93 227V228H92ZM100 227V228H99ZM109 227V228H108ZM113 227H115V228H113ZM124 227V228H123ZM129 227V228H128ZM165 227V228H164ZM7 228V229H6ZM34 228V229H33ZM37 228V229H36ZM51 228H53V230L51 229ZM57 228V229H56ZM59 228V229H58ZM62 228V229H61ZM73 228H76V230H74ZM127 228H128V230H127ZM130 228H132V230H129ZM141 228H142V230H141ZM149 228H150V230H149ZM155 228L158 230H160V229H162V230H155ZM15 229H16V227H15ZM41 229V230H40ZM51 230V233H50V230ZM70 229H71V231H70ZM81 231H80V230ZM87 229V230H86ZM95 229V230H94ZM124 229V230H123ZM137 229V230H136ZM155 231H154V230ZM175 229V230H174ZM180 231V233H178V230ZM231 229H232V231H231ZM3 230V231H2ZM5 230V231H4ZM24 230V231H23ZM58 230V231H57ZM60 230V231H59ZM84 230H86V231H84ZM103 230V231H102ZM107 232H106V231ZM122 230H123V232H122ZM144 230V231H143ZM18 231V232H17ZM38 231H41V232H38ZM72 231H73V233H72ZM83 231V232H82ZM92 231V232H91ZM105 231V232H104ZM127 231V232H126ZM130 231H133V233L131 232V234L129 233ZM135 231V232H134ZM141 231H142V233H141ZM234 231V232H233ZM21 232V233H20ZM23 232V233H22ZM31 232H33L32 234H31ZM57 232H58V234H57ZM86 232V233H85ZM95 232V233H94ZM114 232H115V234H114ZM116 232H119V234L118 233H116ZM125 232V233H124ZM154 232L155 233H159V232H161V234L159 235V234H154ZM164 232H165V235H164ZM169 232H171V234H173L172 236L170 235V234H168ZM175 232V233H174ZM211 232V233H210ZM4 233V234H3ZM10 233H12V234H10ZM20 233V234H19ZM38 233V234H37ZM49 233H50V235H49ZM81 233V234H80ZM97 233V234H96ZM113 233V234H112ZM123 233V234H122ZM126 233H128V234H126ZM136 233V234H135ZM138 233V234H137ZM147 233V234H146ZM150 233L152 234L151 236H150ZM176 233H178L177 234V236H176ZM188 233V234H187ZM205 233V234H204ZM209 233V234H208ZM230 233H229V235H230ZM8 236H6V235ZM37 234V235H36ZM56 234V235H55ZM88 234V235H87ZM93 234V235H92ZM95 234V235H94ZM100 234V235H99ZM103 236H102V235ZM104 234H106L105 235V237H104ZM112 234V235H111ZM142 234V236H140ZM149 234V235H148ZM167 234V235H166ZM203 234H204V236H203ZM6 237H5V236ZM29 235V236H28ZM34 235V236H33ZM59 235V236H58ZM72 235L75 237H72ZM79 235H80V237H82V238H80L79 237ZM119 237H117V236ZM156 235V236H155ZM158 235H159V237H158ZM164 236V237H162V236ZM213 235V236H212ZM243 235V236H242ZM14 236V237H13ZM37 236V237H36ZM52 236H54V237H52ZM88 236H91V237H88ZM154 236V237H153ZM160 236L162 237V238H160ZM169 236V237H168ZM171 236V237H170ZM236 236V237H235ZM238 236H242L241 238H239ZM36 237V238H35ZM40 237V238H39ZM49 237V238H48ZM50 237H51V239H50ZM66 237V238H65ZM71 237L73 238V239H71ZM79 237V238H78ZM93 237V238H92ZM97 237V238H96ZM107 237V238H106ZM128 237V236H127ZM158 239H156V238ZM211 237V238H210ZM245 237V238H244ZM2 238V239H1ZM14 238V239H13ZM36 240H35V239ZM43 238V239H42ZM52 238H54V240L55 241H57L55 244H54V246L52 245V244H49V243H51L52 241H53V239ZM69 238H70V240H69ZM77 238H78V240H77ZM90 238V239H89ZM123 238H125V236L123 237ZM122 238V239H123ZM154 238H155V241H153L154 240ZM168 238V239H167ZM178 238V239H177ZM204 239V240H202V239ZM236 238H237V240H238V242H237V240H236ZM243 238V239H242ZM3 239H4V241H3ZM66 239V240H65ZM75 239V240H74ZM96 239V240H95ZM107 239V240H106ZM110 239V240H109ZM144 240V241H142V240ZM212 240V242H211V240ZM228 239V240H229ZM241 239V240H240ZM2 240V241H1ZM39 240V241H38ZM51 240V242H48V241H50ZM65 240V241H64ZM69 240V241H68ZM76 240H77V242H76ZM89 240H91V241H89ZM98 240H100V241H98ZM151 240V241H150ZM156 240H157V242H156ZM160 240V241H159ZM165 240V241H164ZM180 240H181V242H180ZM236 240V241H235ZM240 240V241H239ZM242 240H243V242H242ZM33 241H35L34 243H33ZM54 241V242H55ZM61 241V242H60ZM66 241H68V243L66 242ZM74 241H75V244H73L72 245V243H74ZM103 241H104V243H103ZM198 242V244H199V247H198V244H197V242ZM208 241H210V243L211 244H209L208 243ZM66 242V243H65ZM70 242V243H69ZM72 242V243H71ZM89 244H88V243ZM97 242H99V243H97ZM118 242V241H117ZM149 242H151V243H149ZM155 242V243H154ZM162 242V243H161ZM190 242H191V240H190ZM196 242V243H195ZM204 242H207V243H205V245H204ZM229 242V244H231L230 243V241H228ZM235 242H236V244H238V245H235ZM239 242L240 243H242V244H240L241 245V248L243 249L242 250V252L240 251L241 250V248L240 249H238L240 246H239ZM28 243V244H27ZM36 243H37V245H36ZM53 243V242H52ZM58 243V244H57ZM59 243H60V245H59ZM80 243V244H79ZM97 245H96V244ZM164 243V244H163ZM202 243V244H201ZM243 243H245V246H244V244ZM36 246H35V245ZM47 244V245H46ZM48 244L49 245H52L53 247H51V248H53V249H51L50 248V246H48ZM81 244H84V245H81ZM101 244V245H102ZM155 244V245H154ZM182 244V243H181ZM215 244V243H214ZM213 244V245H214ZM57 245V246H56ZM70 245V246H69ZM75 245V246H74ZM89 245H91V246H89ZM168 245V246H167ZM207 245H209V246H207ZM43 246V247H42ZM59 246V247H58ZM83 246H85V248L83 247ZM95 246H97V247H95ZM165 246H167V247H165ZM203 246H204V248H203ZM205 246L206 247H208L206 250H205ZM234 246H237V247H235L236 249H234ZM62 247V248H61ZM71 247V248H70ZM80 247V248H79ZM87 247H89V249H91V251L89 250V249H87ZM157 247V248H158ZM171 247H173V248H171ZM175 247V248H174ZM192 247V248H191ZM201 247V248H200ZM244 247V248H243ZM36 248V249H35ZM38 248V249H37ZM60 248V249H59ZM67 248V249H66ZM77 248V249H76ZM94 249V251H93V249ZM165 248V249H164ZM168 248V249H167ZM179 248H181L182 250L180 251L179 250ZM190 248V249H189ZM30 251H29V250ZM35 252L33 255L31 254V253H33V251ZM48 249H49V251H50V254H49V251H48ZM55 249V250H54ZM63 250V252H62V250ZM73 249V250H72ZM87 249V251L89 250L90 252H88V253H86L87 251H85V250ZM100 249V250H99ZM170 249V250H169ZM174 249V250H173ZM200 249H202V250H200ZM210 249H211V251H210ZM234 249V250H233ZM239 251H238V250ZM14 252H13V251ZM54 250V251H53ZM60 250V251H59ZM65 250H67V251H65ZM96 250H97V252H96ZM173 250V251H172ZM177 250V251H176ZM183 250H184V252L185 253H183ZM209 250V251H208ZM247 250H248V248H247ZM12 251V252H11ZM37 251H41L40 252V254H38L39 252H37ZM43 251V252H42ZM53 251V252H52ZM58 251V252H57ZM79 251H80V253H79ZM84 253H83V252ZM205 251V252H204ZM208 251V252H207ZM238 251V253H236ZM3 252V253H2ZM25 252V253H24ZM31 252V253H30ZM70 252V253H69ZM73 252V253H72ZM94 252H96V253H94ZM172 252H174V253H172ZM202 252V253H201ZM204 252V253H203ZM207 252V253H206ZM233 252H235L236 253V256L234 255L235 253H233ZM8 253V254H7ZM33 256H31L30 254ZM53 253V254H52ZM90 253V254H89ZM103 253H105V254H103ZM109 253V254H108ZM180 253V254H179ZM208 253H210V254H208ZM25 254V255H24ZM28 254V255H27ZM36 254H37V256H36ZM47 254H49V255H47ZM54 254H55V256H54ZM83 254V255H82ZM100 254H101V256H100ZM205 254V255H204ZM238 254V255H237ZM243 254H245L244 252H243ZM249 254V253H248ZM8 255V256H7ZM13 257H12V256ZM71 255V256H70ZM77 255V256H76ZM95 255H96V257H95ZM104 255V256H103ZM108 255V256H107ZM111 255H115V256H112L111 257ZM169 255V256H168ZM184 255H185V257H184ZM201 255V256H200ZM242 257H241V256ZM50 256V257H49ZM53 256V257H52ZM59 256V257H58ZM77 258H76V257ZM83 256V257H82ZM85 256V257H84ZM87 256H89V257H87ZM204 256H206L205 258H203ZM207 256H209V258L207 257ZM235 256V257H234ZM238 256V257H237ZM241 257V259H240V257ZM11 257V258H10ZM14 257H16V258H14ZM40 257V258H39ZM49 257V258H48ZM80 259H79V258ZM98 258V259H94V258ZM100 257V258H99ZM104 257V259L102 260L101 258H103ZM109 259H108V258ZM200 257H202V259L200 258ZM211 257H213V259L211 258ZM48 258V259H47ZM67 258V259H66ZM70 258V259H69ZM74 258L76 259V260H74ZM82 258V259H81ZM85 258H88V259H85ZM90 258V259H89ZM105 258H107L108 259V261L105 259ZM113 258H115L114 260H113ZM187 258H190V259H188L187 260ZM201 259V261H200V259ZM211 258V259H210ZM230 258V257H229ZM237 258V259H236ZM248 258L251 260V258H253L252 256H251V258H250V255L248 256ZM4 259V260H3ZM6 259V260H5ZM10 259H13V260H10ZM18 259H19V261H18ZM58 259V260H57ZM61 259V260H60ZM63 259H64V261H63ZM78 259V260H77ZM94 259V260H93ZM99 259H101V260H99ZM165 259V260H164ZM166 259H167V261H166ZM203 259H205L206 261H203ZM16 262H15V261ZM81 260H82V262H81ZM85 262H84V261ZM97 260H99V261H101V262H99V261H97ZM106 260V261H105ZM198 260H199V262H198ZM211 260V261H210ZM239 260V261H238ZM13 261H14V263H13ZM49 261H50V263H49ZM52 261V262H51ZM59 261V262H58ZM62 261V262H61ZM79 263H78V262ZM88 263H87V262ZM95 261H96V263H95ZM193 261V262H192ZM213 261V262H212ZM236 261H238V262H236ZM240 261H243V262H240ZM249 261V260H248ZM19 262V263H18ZM31 262V263H30ZM73 262V263H72ZM185 262V263H184ZM251 262V261H250ZM66 263V264H67ZM207 263V264H208Z\"/></svg>",
  "mask_w": 264,
  "mask_h": 264
}]
</instances>
